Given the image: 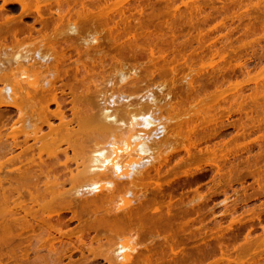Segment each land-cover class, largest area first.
Segmentation results:
<instances>
[{
  "label": "bare ground",
  "instance_id": "1",
  "mask_svg": "<svg viewBox=\"0 0 264 264\" xmlns=\"http://www.w3.org/2000/svg\"><path fill=\"white\" fill-rule=\"evenodd\" d=\"M1 2H0V120H1V124L0 125H2L0 128L2 129V127H3V130H5L4 129V127L6 128V126L8 125L7 124V122L8 121H5L4 123H2L3 121H2V119L4 120V117H5V111H8L9 109H15V113H14V111H13V113L16 115V121L14 122V121H12V122H14L13 123V125H11V128L10 129H7V131L8 132H6L8 135L10 134V132H11V135L10 136H12V137H10V136H8V137H10V138H12L11 140L12 141H7V139H5V138H7V135H6V133H5V131H3V130H0L1 132H0V264H62V263H65L63 260H64V258L65 257H67V258H69L68 260H70V259H72L73 260V258H72V256H73V252L74 251H79L80 252V254H81V252H83L84 250H87V252H89L91 255H93L92 257L94 258H96V256L98 257H102L103 259H104V261L106 262V263H108V264H141V263H143V264H149V263H152L151 262V260H152V258L151 257H149L148 258V256L147 257H145L146 255H148V253H150V252H147L148 251V249H149V247L147 248V246L148 245H151V243L154 241V239H152L153 238V236H152V238L150 237L148 240H151V241H145V242H147V244H145L144 243V238H142V231L141 230H143V228H142V222L140 221V222H133L132 221V219H133V217L134 216H137L139 213H140V211H141V209L142 208H144L142 205L144 204L143 203V201L148 197V192L150 191V190H152V191H155V190H159V189H161V187H162V184H161V182H160V180L162 179V177H161V170H162V166H164L163 164L166 162V158H167V156L165 155V154H168V152L170 153V150L172 149L173 150V147L175 148V146H176V144H178V142L179 141H181V140H179L178 141V139H180L181 138V136H182V141L180 142V144H178V146H180V147H182V148H184V150L186 151V153L187 154H189V157H191V158H189V159H191V160H194V159H196L197 158V155L199 154V156H201L200 154H204L205 152L206 153H210V154H213L212 156L210 155V154H208L211 158H209V156H205V157H207L208 159H206L205 157V159L204 160H209V159H212L213 161H211V160H209V161H211L214 165L212 166V167H214L215 168V171L213 170V169H211V170H213L214 172H215V174L212 176V180L211 181H214L215 179V176L216 177H219L220 176V182L219 183H221V181L222 182H225L224 184L225 185H229L231 182H235V180H237L238 181V177H240L238 174L236 175V176H234L235 174V171H238V170H236L237 168H239V165L241 164V162H239L238 160L239 159H236V156H235V154L236 153H233V150H232V152L230 151H226L227 149H229V147H224V146H226L227 145V143H229V139H228V141L227 140H225V138H223L222 139V141L221 142H211V140L213 139V137L212 138H210L212 135H216V133L219 131V129L217 128V127H214V126H216V125H218V123L216 122L217 121V116L219 115V114H217V113H220V111H218V108H220V107H222V108H224L223 106H222V104L220 105V104H218L219 105V107L218 108H216L217 109V111H216V109L214 108V106H216L215 104L217 103V101H215L214 103H213V108H209L208 109V106H209V104H205V102H202V101H206V100H208V99H205V97H203L202 96V98L200 97V98H198V97H196V98H198V99H200V100H202L201 102L202 103H204V105L202 104V106H204L205 108H203L204 110H202V109H200L202 106H198V105H196L197 103H195V102H197V101H199L198 99L195 101V102H193L194 101V99L192 98L194 95H192L191 96V98L193 99H191L192 100V102H193V107H192V105H190L193 109H194V104L197 106V109L199 108L200 110H197V109H195V110H197V111H194V113H193V116L195 115V117L196 116H198L197 115V113L200 111V113L202 114H199V116H201V118L200 117H196V119H198V120H204V121H206V126L205 127H200L199 125H197V124H194V125H190V123H188V124H186V127H188V131H187V133H182V134H180V130H181V128L183 127L182 125L183 124H181L180 122H177V120L178 119H180V118H178V119H176L175 118V120H174V118L172 117V116H169L170 115V111H169V109H171V107H172V105L174 106V105H176L177 106V104L176 103H174V104H171L170 106H167V107H165L166 109V111L168 110L169 111V113H168V111H167V113H165V114H163L162 115V113H161V105L159 104V103H161L162 104V100L160 101L159 99H157L156 98V96H155V94H154V92H152V91H154V90H152V91H150V87H154V86H157L156 84H159V88H161V91L164 89L163 87H165V83L164 82H168L166 79H165V75H164V77H162L163 78V81H162V79L159 77V79L157 80V81H162V82H160V83H162V84H160V83H158V82H154L155 84H151V85H148L147 86V88L149 89V90H147V88H144V89H146V91L145 90H143V87H142V83L144 82L145 83V80L143 81V80H138V78H137V76H138V73H136V70H138V66H137V68H135V67H132V69L133 70H131L130 72H133V73H131V74H128V72L127 73H125V71L126 70H128V69H124L123 70V68H121L120 66V68L123 70H120V68H119V70H120V74H119V71H116V72H118V74L120 75V78H118L119 80H120V82H119V85H116V84H114V85H116V87L118 86V87H121V86H126V85H129V87L131 86V85H133V81H135V82H139L141 85H140V88L142 89V91H145L144 93L141 91V92H137V94H135L136 92H125L124 90H123V87H121L120 89H121V91L120 90H118V91H120V94L118 95V97L116 98V100H112L113 98H114V94H111L110 96H107V95H105L104 94V97H103V95L101 94V92L103 91L102 90V86H104V83L103 84H100V79L98 80V82H97V79L98 78H95L94 80H96L95 82H97V83H95L94 81H93V84L95 83V84H97V87H95L96 85H93V87L94 88H96V89H94V88H91V84L90 83H88L87 84V82H89V81H92L93 80V78L90 76V78L89 79H91V80H88V77H87V79L85 80L86 82H84L83 80L84 79H82V76H83V78H84V76L86 77V75H92V74H94V73H96V72H100V71H98L96 68H88V66H87V68L85 67L86 66V64L87 63H85V65L83 66L82 64H81V62H83V60L81 61L80 59L78 60L79 61V63H80V68H81V66H83V68H84V70H83V68H81V69H79V71H77L78 73L80 72V70L82 71V74H81V72H80V74L82 75H78V77L80 76L81 77V81H80V83H83L84 82V85H87L86 86V88L87 87H89L88 85L90 84V89L92 90L93 89V92L94 91H96V90H98L99 88H101V92L99 93V94H101V97H103V98H98L97 100H99V102H100V104H98V107H97V109L95 108V109H93V110H88V108H90L91 109V106H89V105H87V106H89L88 108H87V106L83 103V106L85 105V108L87 109V111H89V112H87V113H85V115L84 116H82L81 118L78 116V111L80 110V109H84V110H86L82 105V107L79 105V104H81V103H77L78 105H74V106H80L78 109H75V107H73L74 108V110H76L75 111V114H76V116H78V118L76 119V120H74L73 118H70V117H67L66 116V114L64 113V110H65V108H64V110L61 108V103H58L57 102V100L58 99H56V97H59L57 94H56V91H58V90H56V91H54V96H53V94H51L52 95V101L51 102H55L56 104H55V106L57 107V110H56V108L54 109V111H53V109H52V111L50 110V112L52 113V115H56L60 120V122H57L58 124L57 125H55L53 122H50V120L47 122V123H49L50 122V124H48L47 125V123H44V122H42L41 124H45V125H47L48 126V130H49V132H47L46 134H42V135H40V136H35L34 137V142L33 143H29V137L31 136V132L33 133L32 135H35L37 132H36V130L37 129H39L41 126L38 124L39 122H40V120H39V122H38V120L37 121H30V114L32 113V115H33V113L35 112V114L37 113L39 116L40 115H42L43 116V114H44V116H45V113L43 112V114H39V113H42V111L44 110V109H42V110H39L40 108L39 107H37V103H39L38 104V106H40V103H41V101L39 102V99L38 98H36V100L37 101H34L33 102V98H35V97H30V96H33L34 95V93L36 92V90H40L41 91V89H45V88H48V90H53L52 88H55V83L53 84L52 82H54V77L52 76V75H54L55 76V74H58V72H60L59 71V67H58V69L55 67V64H57V61L58 62H61L60 61V59L59 60H57L58 59V57H65V59H68V60H71V58H72V55H71V53L69 54V51H67L68 52V54L69 55H71V56H69L68 54L66 55L65 54V52L64 51H61L60 52V54H62V55H58V56H56L57 55V53H59V52H57L56 50H55V48H57L56 46L57 45H60L59 44V42H57L58 44L57 45H49L50 43H48V41L50 42V41H53V39H56L57 38V36L58 37H61L59 34H61L62 36H63V33H65V36H66V34L68 35L69 33H77L78 32V26H77V21L79 20V18L80 19H82V18H84V20H86V19H101V20H103L104 21V23L107 25L108 24V26L106 27V26H104V27H102V25H101V28H105L106 30L109 28L110 29V27H111V31H116V32H120V34L118 33V35H116L115 33H114V37L112 36V32H111V35L110 36H112V39L114 38V40H116L115 42H114V44H119V42L118 41H121V39H119L120 38V35L122 36V34L124 35V38L123 37H121V38H123L124 40L122 41V43H120L121 45H124V43L125 42H127V40L129 39V43H127L128 44V46H130L131 44H133V43H137L138 41V39L139 38H141V37H139L138 36V34H140L141 33V35L144 37V38H146L147 39V36L149 35V34H147L148 33V31H147V33H146V30H150L151 28H148L147 27V25H149V24H147L146 22V29L145 28H143V31H144V29H145V32H141V30H142V27H138L137 25H139L140 26V23L143 25V22H140V19H141V17H143V14H145L144 13V11H143V7L142 8H140V3L143 1H141L140 2V0H0ZM139 1V2H138ZM150 1V0H149ZM153 1H155V0H153ZM153 1H151V4H152V2ZM157 1V0H156ZM155 1V2H156ZM161 1V0H160ZM168 1H172V0H167V2ZM176 1V0H175ZM179 1V0H178ZM183 1V0H182ZM181 1V2H182ZM196 0H192V3H190L191 5L195 2ZM200 1V0H199ZM199 1H196V3H194L193 5H194V8H195V5L196 4H198L197 2H199ZM202 1H204V0H202ZM210 1H212V0H210ZM232 1H234V0H232ZM240 1H242V0H240ZM165 2H166V0H165ZM172 2H174V1H172ZM171 2V3H172ZM184 2V1H183ZM182 2V3H183ZM226 2V1H225ZM227 2H229V1H227ZM231 2V1H230ZM260 2V1H259ZM139 3V4H138ZM149 2H147V5H149L148 4ZM170 3V2H169ZM168 3V4H169ZM241 3V2H240ZM264 3V2H263ZM262 3V4H263ZM142 4V3H141ZM166 4V3H165ZM187 4V2L185 1L184 2V5H186ZM189 4V3H188ZM186 5V7H189V5ZM211 4V3H210ZM222 4H223V2H222ZM231 4V3H230ZM236 4H238V3H236ZM243 4V3H242ZM245 4V3H244ZM253 4V3H252ZM257 4H258V2H257ZM153 5V4H152ZM152 5H150L151 6V8H152ZM173 5H174V3H173ZM173 5H171V6H173ZM202 5V4H201ZM224 5H225V3H224ZM264 5V4H263ZM154 6V5H153ZM167 6V5H166ZM199 6V5H198ZM212 6V5H211ZM222 6V5H221ZM245 6H246V4H245ZM251 6V5H250ZM262 6V5H261ZM145 7V6H144ZM157 7H159V6H157ZM169 7H170V5H169ZM191 8H190V10L192 9V7L193 6H190ZM224 7V6H223ZM237 7H238V5H237ZM252 7H255V5L253 6L252 5ZM251 7V8H252ZM149 8V7H148ZM162 8V7H161ZM161 8H158V9H160L159 11H161L162 9ZM168 8V7H167ZM198 8H200V6L199 7H197V9ZM205 8V7H204ZM227 8V7H226ZM247 8V7H246ZM147 9V8H146ZM180 9V8H179ZM200 9H202V8H200ZM211 9V8H210ZM213 9V8H212ZM215 9V8H214ZM263 8H261V10H262ZM153 10V9H152ZM145 11V12H147L148 13V15H150L149 13H151V15H152V13H153V11H155V10H153V11ZM164 10V9H163ZM167 10V9H166ZM175 10V9H174ZM181 10V9H180ZM180 10H178L177 9V11H180ZM186 11H187V9H185ZM189 10V11H190ZM195 11H196V9H194ZM199 10V9H198ZM197 10V11H198ZM260 10V9H259ZM158 11V10H157ZM158 11V12H159ZM176 11V10H175ZM174 11V14L176 15V12ZM184 11V10H183ZM218 11V10H217ZM263 11V10H262ZM156 12V11H155ZM162 12V11H161ZM161 12H159L160 14H162ZM166 12H168V11H166ZM188 12V11H187ZM190 12H192V11H190ZM199 12V11H198ZM209 12V11H208ZM146 13V14H147ZM164 13V12H163ZM169 13V12H168ZM181 13V14H180ZM180 13H177V15L179 14V20L180 21H182L183 20V18H186V16H188V15H190V17L192 18V16H191V14H193V15H195V13H189V14H187V13H185V14H187L185 17L182 15V13L184 14V12H181L180 11ZM197 13V12H196ZM207 13V12H206ZM231 13V12H230ZM237 13V12H236ZM250 13V12H249ZM262 13V12H261ZM264 13V12H263ZM154 14H157V12L156 13H153V15ZM173 14V15H174ZM199 14V13H198ZM203 14V13H202ZM211 14V13H210ZM217 14V13H216ZM221 14V13H220ZM238 14V13H237ZM248 14V13H247ZM54 15H57L56 17H54ZM70 15H76V17L78 18V20H77V18H75L76 20H73L74 18H73V16H70ZM150 15V16H151ZM172 15V14H171ZM172 15V17H174L173 18V20L175 21V19H176V17L175 16H173ZM176 15V16H177ZM180 15H181V17H183V18H181L180 17ZM218 15V14H217ZM216 15V16H217ZM225 15V14H224ZM231 15V14H230ZM66 16H68L67 17V19H68V21H70L71 20V23H73L74 21H75V23H73L72 24V26H71V24L70 23H68V22H65V24H70V26L68 25H63L64 26V29H63V26L62 25H60V26H62L61 28H59V29H57L58 27L57 26H59V23H60V21H62V20H64L65 19V17ZM72 17V19L70 18V17ZM155 16V15H154ZM159 16H161V15H159ZM157 17V19L158 18H161V17ZM196 16V15H195ZM204 16V15H203ZM208 16H210V15H208ZM226 16V15H225ZM235 16V15H234ZM242 16V15H241ZM246 16V15H245ZM156 17V16H155ZM190 17H189V19H190ZM197 17V16H196ZM215 17V16H214ZM233 17V16H232ZM231 17V18H232ZM27 18H32L33 19V21H31L30 23L28 22V21H26V19ZM144 18V17H143ZM142 18V19H143ZM151 18H152V16H151ZM203 18V17H202ZM207 18V17H206ZM205 18V19H206ZM208 18H211V17H208ZM237 18V17H236ZM240 18V17H239ZM152 19H154V18H152ZM156 19V18H155ZM189 19L187 18L186 19V22L187 21H189ZM197 19V18H196ZM249 19V18H248ZM93 20L92 21H90L91 23H93ZM145 20V19H144ZM177 20V19H176ZM179 20H177V23L179 22ZM185 20V19H184ZM195 19H191L190 21H191V23L189 22V25L190 24H192L193 22L192 21H194ZM198 20V19H197ZM209 20V19H208ZM242 20H243V18H242ZM257 21H259L258 19H256ZM67 21V20H66ZM81 21V20H80ZM107 21H110L111 22V24L110 23H107ZM170 21H172L171 19H170ZM170 21H167L169 24V26H170ZM199 21V20H198ZM197 21V22H198ZM63 23H64V21H62ZM61 22V23H62ZM96 22V21H95ZM100 22V21H99ZM137 22V23H136ZM148 22V21H147ZM151 22V21H150ZM167 22H166V25H167ZM173 22V21H172ZM171 22V23H172ZM204 22V21H203ZM202 22V23H203ZM241 22V21H240ZM36 23H38V24H40L41 25V28H39L38 27V25H37V27L39 28H36L35 27V24ZM60 23V24H61ZM90 23V28H91V26L94 24H91ZM98 23V22H97ZM113 23V24H112ZM134 23V24H133ZM144 23V24H145ZM149 23V22H148ZM155 23H156V21H155ZM160 22H158V24H159ZM175 23V22H174ZM182 22H180V24H181ZM183 23H184V21H183ZM223 23V22H222ZM76 24V25H75ZM82 24H84V22H82ZM96 24V23H95ZM95 24H94V26H95ZM101 24V23H100ZM99 24V25H100ZM173 24V23H172ZM180 24H178V25H180ZM197 24V23H196ZM196 24H195V26H196ZM248 24V23H247ZM250 24V23H249ZM261 24H262V20H261ZM53 25V26H52ZM81 24H79V26H80ZM110 25H113L114 26V28H112V26H110ZM153 25H155V24H153ZM175 24H173V26H174ZM183 25V24H182ZM184 25H185V23H184ZM187 25V24H186ZM188 25V26H189ZM194 24H192V25H190V26H193ZM199 24H197V26H198ZM208 25V24H207ZM251 25H252V23H251ZM51 26V27H50ZM176 26H177V24H176ZM189 26V27H190ZM244 26V25H243ZM248 26V25H247ZM255 26V25H254ZM261 26V25H260ZM263 26H264V24H263ZM88 27V26H87ZM156 27H157V25H156ZM156 27H154L153 29H156ZM160 27V26H159ZM168 27V26H167ZM172 27V25L170 26V28ZM181 27V26H180ZM199 27V26H198ZM244 27H246V25L244 26ZM51 28H53L52 30H51ZM65 28H68L67 30H65ZM71 28V29H70ZM89 28V29H90ZM92 28H94V30L95 31H93V33H91V30H87V32H85V33H87V34H89V32L88 31H90V34L89 35H92V37H89V36H87V35H84V36H87V37H89V39H86L87 37H85V40H83V39H79L78 41H80V40H82V44H84L83 46H82V48L83 47H86V48H84V49H81L80 47H81V45L80 44H77L76 42H72V43H76L77 45H80V47L79 46H75L74 44H71V43H69V42H66V41H68V40H66L65 41V39H64V42L66 43H64L63 41H61V42H63L65 45H68V44H71V47H72V50L73 51H75L74 52V54H76V56H78V58H80L83 54H85V56L87 57V55L91 52L90 50L91 49H97L100 45H101V40H103L102 39V37H101V39L98 37L99 35H97L98 34V32H99V29H98V31H97V33H95L96 32V27H93L92 26ZM139 28H141V30L139 29ZM158 28V27H157ZM163 28V27H162ZM175 28V27H174ZM174 28H172V29H170V30H173ZM193 28H194V26H193ZM203 28V27H202ZM233 28V27H232ZM238 28V27H237ZM247 28V27H246ZM246 28H244V29H246ZM253 28H256V27H253ZM57 29V31L56 32H54L55 30ZM104 29V30H105ZM108 29V32L110 31ZM114 29H116V30H114ZM160 29H161V27H160ZM189 29V28H188ZM192 29V28H191ZM197 29V27H195V30ZM200 29H201V26H200ZM205 29V28H204ZM241 29V28H240ZM244 29H242V32L244 31ZM252 29V28H251ZM261 29V28H260ZM61 30H63V31H61ZM64 30L65 31H67V32H64ZM82 30V29H81ZM120 30V31H119ZM140 30V31H139ZM176 30V29H175ZM190 30V29H189ZM193 30V29H192ZM198 31H199V29H197ZM203 29H201V31H202ZM213 30V29H212ZM230 30V29H229ZM236 30V29H235ZM250 30V29H249ZM249 30H247V31H249ZM263 30V29H262ZM262 30H259V31H262ZM48 31H53V34H50L51 32H49V33H47ZM58 31H60V32H58ZM69 31V32H68ZM140 33H139V32ZM151 31H152V29H151ZM151 31H149V33H151V36L150 37H152V36H154L153 35V33L155 34H158L156 31L157 30H155L154 32H151ZM159 31H161V30H159ZM198 31H197V33H198ZM217 31V30H216ZM257 31H258V29H257ZM59 34H58V33ZM63 32V33H62ZM103 30H100V33H101V35H103ZM104 32H106V31H104ZM164 32H166V31H164ZM168 32V31H167ZM172 32V31H171ZM189 32V31H188ZM191 32V31H190ZM203 32V31H202ZM240 32V31H239ZM251 32H255V31H251ZM34 33L36 34V35H38V37L37 38H34V39H32L33 40V43H32V41H28V42H24V38H25V40L26 39H29V38H33V37H36V35H34ZM56 33V34H55ZM144 33H146L147 34V36H146V34H145V36L143 35ZM174 33H176V31H174ZM185 33V32H184ZM230 32H228V34H229ZM238 33V32H237ZM261 33V32H260ZM22 34H23V36H22ZM50 34V35H49ZM79 34V33H78ZM77 34V35H78ZM82 33H80V35H81ZM95 34L97 35V36H95ZM108 34H110V32L108 33ZM155 34V36H154V38H157V39H159V38H162V35H165V34H168V33H165V34H162V35H159V37L157 36ZM159 34H161V33H159ZM169 34H171V33H169ZM181 34V33H180ZM200 34L202 35L203 33H201L200 32ZM206 32L203 34V36H205L206 37ZM208 34V33H207ZM246 34V33H245ZM248 34V33H247ZM246 34V35H247ZM21 35V36H20ZM54 35H56V37L54 36ZM79 35V36H80ZM83 35V34H82ZM115 35L116 36H119V37H117V39H116V37H115ZM179 35V34H178ZM201 35H199V36H201ZM214 35V34H213ZM216 35V34H215ZM227 35V34H226ZM249 35V34H248ZM262 35H264V34H262ZM73 36V35H72ZM128 37L127 39H126V37ZM137 36L139 37L138 39H137ZM170 36V35H169ZM172 36V35H171ZM190 36V35H189ZM217 36V35H216ZM223 36V35H222ZM251 36V35H250ZM250 36H249V38H250ZM256 36V35H255ZM39 37H41V38H39ZM174 37H175V35H174ZM173 37V38H174ZM177 37V36H176ZM182 37V36H181ZM183 37H185V36H183ZM195 37V36H194ZM193 37V38H194ZM214 37V36H213ZM218 37V36H217ZM221 37V36H220ZM263 37V36H262ZM64 38H66V37H64ZM81 38H83V37H81ZM108 37H106V40H108L107 39ZM144 38H143V40H144ZM153 37L152 38H150V40H149V38L147 39L149 42L151 41V40H153V41H155V42H153V43H155V44H150V43H152V42H148L147 40H140V41H142V42H148V43H146L145 42V44H144V46L146 45V44H148V46H145V50H147V51H149L148 50V48L151 46L152 48H153V46H157V39L155 40ZM179 38V37H178ZM196 38V37H195ZM209 38V37H208ZM222 38V37H221ZM226 38V37H225ZM255 38V37H254ZM258 38H260V36L258 37ZM257 38V39H258ZM38 39H40V40H38ZM104 39H105V37H104ZM110 37H109V41H110ZM119 39V40H118ZM165 38H163V40H164ZM176 39V38H175ZM187 39H189V38H187L186 37V41L189 43L191 40H192V38L190 37V39L191 40H187ZM197 39V38H196ZM195 39V40H196ZM198 39H200L201 41H202V39L201 38H198ZM210 39V38H209ZM47 40V41H46ZM59 40H61V39H59L58 38V41ZM70 40H73V41H75V39L73 38H71ZM113 40V41H114ZM200 40H198V42L200 41ZM217 40V39H216ZM221 40V39H220ZM224 40H226V41H228L227 40V38L226 39H224ZM34 41H36V42H34ZM86 42V43H83V42ZM112 41V40H111ZM113 41L111 42V44L113 43ZM169 41V40H168ZM218 41V40H217ZM222 41V40H221ZM229 41H230V39H229ZM244 41V40H243ZM249 41H251L252 42V40H249ZM248 41V42H249ZM257 42H258V40H256ZM53 42H56V40L55 41H53ZM60 42V43H61ZM117 42V43H116ZM124 42V43H123ZM130 42H133V43H130ZM142 42H138V44L136 45V49H135V51H137L138 52V50L137 49H141V48H143L144 46L143 45H141L140 46V43H142ZM167 42V41H166ZM175 42V41H174ZM180 42V41H179ZM178 42V43H179ZM184 42V41H183ZM182 42V43H183ZM187 42H185L186 44H188ZM231 42V41H230ZM27 43H30V44H27ZM52 43V42H51ZM80 43V42H79ZM160 43V42H159ZM162 43H163V41H162ZM181 43V42H180ZM191 43V42H190ZM189 43V44H190ZM215 43V42H214ZM221 43V42H220ZM224 43V42H223ZM250 43V42H249ZM249 43H246V44H249ZM253 43V42H252ZM259 43V42H258ZM56 44V43H55ZM135 44H133V45H135ZM172 44V43H171ZM204 43H203V41L202 42H200V44L199 45H201L200 47H202V45H203ZM211 44H213V43H211ZM210 44V45H211ZM168 45V44H167ZM185 45V44H184ZM192 45V44H191ZM206 45V44H205ZM209 45V46H210ZM214 45V44H213ZM61 47H59V48H62L64 45H60ZM125 46H126V44H125ZM138 46H139V48H138ZM158 46H159V44H158ZM169 46H172V45H169ZM174 46V45H173ZM182 44H181V48L179 49V50H181V51H179L178 53H180V52H182V54L183 53H185V51H184V48H182ZM185 46H187V45H185ZM209 46H206V47H209ZM215 46H216V44H215ZM224 46H225V44H224ZM71 47L69 48V49H71ZM101 47H102V45H101ZM132 47V46H131ZM151 47L149 48L150 49V53L151 52H154L153 53V56H154V54H155V51H157V49L158 50H160L161 51V49H159L158 47L157 48H153L155 51H153V49H151ZM175 47V46H174ZM177 47V46H176ZM211 47V46H210ZM209 47V48H210ZM218 46H216V48H217ZM222 47H223V45H222ZM250 47V46H249ZM65 48V47H64ZM120 48H124V46L122 47V46H120ZM133 48V47H132ZM132 48H130V49H132ZM134 48H135V46H134ZM173 48V47H172ZM179 48V47H178ZM187 48V47H186ZM193 48V47H192ZM194 48L196 49H200L198 46L197 47H195L194 46ZM202 48H204V47H202ZM201 48V50H199V51H201L202 52V49ZM209 48H206L207 50H208V52L209 51H213L214 53H217L218 54V56L220 57V58H222L223 57V54L224 53H222V50L221 51H219L221 48L219 47L217 50H218V52H217V50H209ZM213 47H211V49H212ZM216 48H214V49H216ZM232 48V47H231ZM63 49V48H62ZM61 49V50H62ZM68 49V50H69ZM99 49V48H98ZM97 49V50H98ZM125 49V48H124ZM170 49V48H169ZM183 49V50H182ZM188 49H190V48H188ZM187 49V50H188ZM222 49H224V50H226L225 49V47L224 48H222ZM256 49V48H255ZM66 50V49H65ZM119 50V49H118ZM127 50V49H126ZM143 50H144V48H143ZM173 50V49H172ZM223 50V51H224ZM234 50V49H233ZM233 50H232V52H233ZM98 51H100V50H98ZM101 51H104V50H101ZM124 51V50H123ZM133 52H134V50H132ZM158 52V53H164L163 51L162 52ZM164 51H165V49H164ZM175 51V50H174ZM195 51V50H194ZM205 51V50H204ZM95 51H93V53H94ZM121 52V51H120ZM145 52V51H144ZM143 52V53H144ZM166 52V51H165ZM188 52H189V50H188ZM207 52V53H208ZM221 52V53H220ZM99 53V52H98ZM97 53V54H98ZM105 54H106V52H104ZM103 53V54H104ZM122 53V52H121ZM135 53V52H134ZM134 53H133V55H134ZM140 53H142L141 51H140ZM174 53H177V52H174ZM175 54V55H177V56H180V58H181V56H183V55H179V54ZM193 53V52H192ZM197 53V52H196ZM202 53H204V52H202ZM206 53V52H205ZM204 53V54H205ZM209 53H211V52H209ZM208 53V54H209ZM236 53V52H235ZM105 54L103 55L104 57H106L105 56ZM129 55L130 54H132L131 53V51L128 53ZM186 54V53H185ZM202 55V57H201V55H198L199 56V58H202L203 59V56H207L208 54H206V55ZM234 54V53H233ZM65 55V56H64ZM141 55V54H140ZM143 55V54H142ZM148 55V54H147ZM156 55H157V53H156ZM160 55H162V54H160ZM166 56H167V54H165ZM173 55V54H172ZM192 54H190V56H191ZM248 55V54H247ZM85 56H83V57H85ZM93 56V55H92ZM100 56H102L101 54H100ZM102 56V57H103ZM158 56V55H157ZM168 56H170V55H168ZM167 56V57H168ZM174 56V55H173ZM186 56V55H185ZM185 56H183L184 58H185ZM212 56H214V55H212ZM262 56V55H261ZM60 57V58H61ZM84 58V60L86 59L88 62L90 61V64H91V66H93L94 64H92L93 63V60L92 59H94L93 57H92V59H90V60H88V58ZM97 57V55L95 56V58ZM101 57V59L99 58V56H98V58H99V60H98V58H97V60H98V62H95V63H97V64H102V62H100V61H102L103 59L105 60V58H102ZM115 57H116V55H115ZM115 57H113V60H116L115 59ZM124 57V56H123ZM134 57H136V56H134ZM148 57V56H147ZM176 57V56H175ZM195 57V56H194ZM218 57V58H219ZM249 57V56H248ZM74 58V57H73ZM77 57L76 58H74V59H78ZM117 58V57H116ZM122 58V57H121ZM149 58L150 59H152L151 58V54L149 55ZM154 58V57H153ZM159 58H162V57H157V58H154L153 59V61H155V59L156 60H159ZM165 58V57H164ZM164 58H162L163 59V62L165 63V62H168L167 61V59L165 58V60H164ZM179 57H178V59L181 61V59H180ZM183 58V59H184ZM209 58V59H208ZM218 58H216V59H218ZM219 58V59H220ZM261 58V57H260ZM57 61H56V60ZM74 59H72V61H74ZM82 59V58H81ZM112 59V58H111ZM118 59V58H117ZM177 59V60H178ZM196 61H198V57H196ZM202 59H199V62H201L202 61ZM218 59V60H219ZM53 60H55L56 62H55V64H54V70L51 68L53 65H52V62H54ZM62 60V59H61ZM63 60H64V58H63ZM86 60H85V62H86ZM96 60V59H95ZM103 60V61H104ZM119 60V59H118ZM148 61H149V59H147ZM179 60H178V63H176V62H174L173 61V63H176V64H180V62H179ZM185 61H184V64L183 65H186V64H188L189 66H188V73H189V69H190V71H191V69H194L196 72H197V75H199L198 74V72H199V69H200V64H199V66H198V68L196 67V65L195 66H193V64L191 63L193 60H191V62H188V61H186V59H184ZM204 60V62H205V60H209L210 62L213 60H211V57H207V59L206 58H204L203 59ZM261 60V59H260ZM76 61V67H77V69H78V66H77V64H79V63H77L78 61L77 60H75ZM74 61V62H75ZM111 61V60H110ZM117 61V60H116ZM120 61V62H119ZM118 62H119V65H121L120 63H122L121 61V59L119 60ZM160 61V60H159ZM159 61H156L157 63L159 62ZM162 61V60H161ZM196 61H194V62H196ZM206 61V62H207ZM236 61L239 63V62H241V60H240V58H237L236 59ZM70 61H68V63H69ZM117 62V63H118ZM123 62L125 63V61L123 60ZM155 62V63H156ZM162 62V63H163ZM185 62H187L186 64H185ZM203 62V61H202ZM203 62V66H202V68L204 67V66H206L208 69L211 67V66H209V65H211L210 64V62L209 63H207V65H206V62L204 63ZM213 62V63H212ZM211 63H212V69H213V71H215L217 68H219L220 67V63L218 64L217 62H216V60H213ZM64 63H65V61H64ZM67 63V62H66ZM67 63V64H68ZM112 63V62H111ZM123 63V64H124ZM128 63H129V61H128ZM127 63V64H128ZM154 62H152V64H153ZM153 64V66H155L154 68H157L159 65H160V63H158V65L157 64ZM163 63V64H164ZM169 63H171V62H169ZM192 65H191V64ZM197 63V62H196ZM195 63V64H196ZM215 63L216 64H218V65H215ZM89 64V65H90ZM105 63L103 62V64H102V66L101 67H104L103 65H104ZM108 65L110 64V62L109 63H107ZM130 64V63H129ZM139 63H137V65H138ZM215 65V67H214V65ZM241 64V63H240ZM244 64H247V63H244ZM244 64H243V66H244ZM72 65H74V64H72ZM107 65V66H108ZM112 65L113 66H115L113 63H112ZM111 65V66H112ZM136 65V64H135ZM134 65V66H135ZM141 64H139V68L141 67L140 66ZM148 65V64H147ZM166 66V68H168V64L166 63L165 64ZM172 65V64H171ZM170 65V66H171ZM191 65V66H190ZM69 66V65H68ZM91 66H89V67H91ZM97 66V65H96ZM117 66V65H116ZM128 67V65H122V67ZM131 66H133V64L131 65ZM157 66V67H156ZM163 66V65H162ZM175 66H177V65H175ZM187 66V65H186ZM193 66V67H192ZM209 66V67H208ZM229 66V65H228ZM246 66H248V65H246ZM10 68V69H8L9 71H6V69L7 68ZM71 68L70 69H72V67L73 66H70ZM76 67H74L75 68V70H77L76 69ZM97 67H99V66H97ZM143 67V66H142ZM164 67V68H165ZM173 67H174V65H173ZM173 67H170V74L172 73V72H174V74L176 73V70H172L173 69ZM184 66H182V68H183ZM192 67V68H191ZM217 67V68H216ZM245 67V66H244ZM5 68V69H4ZM50 68L53 70V71H51L50 70ZM68 68V67H67ZM100 68V67H99ZM115 68V67H114ZM118 68V67H117ZM148 68V67H147ZM151 68V67H150ZM151 69V72L152 71H154L155 69ZM178 68V67H177ZM177 68H175L174 67V69H177ZM197 70H196V69ZM202 68L200 69L201 70V72L203 71V70H205V67H204V69L202 70ZM233 68V67H232ZM231 68V69H232ZM240 68V67H239ZM263 68V67H262ZM43 69H49L47 72L49 73V76H50V74H52L51 76H50V78H49V76L48 77H45V75L47 74L48 75V73L47 72H42L43 73V76L45 77V79L42 81V83H41V81H40V83H41V85L39 86V85H37V84H40L39 82L35 85V83L37 82V78H39V76H40V78L39 79H42L43 78V76L41 75L42 73H39V72H41ZM55 69H57L58 70V72L57 71H55ZM63 69L64 68H62V70L61 71H63ZM87 71H86V70ZM90 69H92V70H96V72H94V71H92V72H94V73H92V74H90ZM100 69H105V68H100ZM111 69H113V67L111 68ZM131 69V68H130ZM136 69V70H135ZM142 69H144V68H142ZM169 69V68H168ZM168 69H166V70H168ZM179 69V68H178ZM177 69V70H178ZM211 69V70H212ZM236 69V68H235ZM247 69V68H246ZM89 70V71H88ZM118 70V69H117ZM135 70V71H134ZM148 70H150V69H148ZM148 70H144V71H146V72H149ZM184 70V69H183ZM182 70V71H183ZM219 70V69H218ZM262 70V69H261ZM6 71V72H5ZM13 71V72H12ZM66 72L68 71L67 69L65 70ZM85 71V72H84ZM103 71V70H102ZM101 71V72H102ZM113 70H111V72H112ZM161 71V70H160ZM195 71H191V72H195ZM233 71V70H232ZM242 71V70H241ZM76 72V71H75ZM73 73L74 74V76H72V78L73 77H75L77 74V72L76 73ZM89 72V74H87ZM100 72V73H101ZM110 72V73H111ZM115 72V73H116ZM154 72H158V68H157V71H154ZM154 72H152V73H154ZM166 72V71H165ZM222 72V71H221ZM243 72V71H242ZM244 72H247V71H245L244 70ZM250 72V71H249ZM248 72V73H249ZM32 73V74H31ZM34 73H37V74H34ZM70 73V72H69ZM84 73V74H83ZM98 73H97V75L95 76L94 75V77H98V76H100V74L98 75ZM103 73V72H102ZM188 73H187V75H188ZM234 73V72H233ZM258 73V72H257ZM260 73V72H259ZM65 75L66 74H68V73H64ZM64 74H62V76L64 75ZM86 74V75H85ZM135 74H137V76L135 75ZM146 74H148V73H146ZM145 73L143 74L144 76L146 75ZM162 74V73H161ZM169 74V75H170ZM181 74V73H180ZM185 74V73H184ZM263 74V73H262ZM38 75V76H37ZM46 75V76H47ZM102 75V74H101ZM105 75L106 74H104V76H102V77H104V79L106 78L105 77ZM111 75V74H110ZM136 76V78L134 79V80H132L131 79V81L133 82V83H130V78L131 77H135ZM160 75V74H159ZM172 75V74H171ZM186 75V76H187ZM223 75V74H222ZM256 75V74H255ZM32 76H33V78H32ZM57 76V75H56ZM113 76H115V74L113 75ZM149 76H151V74L149 75ZM173 76V75H172ZM175 76V75H174ZM31 77V78H30ZM36 77V78H35ZM51 77H53V78H51ZM77 77V78H78ZM80 77H79V79H80ZM101 77V78H102ZM119 77V76H118ZM143 77V76H142ZM141 77V78H142ZM251 77V76H250ZM249 77V78H250ZM259 77V76H258ZM61 78V76L59 77V74H58V76H57V79H60ZM100 78V77H99ZM116 78V77H115ZM140 78V79H141ZM150 79H151V77H149ZM167 78V77H166ZM243 78V77H242ZM251 78H253V76L251 77ZM31 79V80H30ZM51 81V83H50V81ZM56 79V80H57ZM104 79L102 78V81H104ZM110 79L111 78H109V80L108 79H106V82H108L107 83V85L110 83ZM114 79V78H113ZM112 79V80H113ZM144 79V78H143ZM145 79H148V76H146V78ZM168 79V78H167ZM183 79V78H182ZM186 79V78H185ZM217 79V78H216ZM223 78H221V80H222ZM255 79V78H254ZM263 79H264V77H263ZM262 79V80H263ZM33 80V81H32ZM70 80V79H69ZM88 80V81H87ZM116 80V79H115ZM114 80V81H115ZM165 80V81H164ZM184 80V79H183ZM219 80V79H218ZM244 80V79H243ZM250 80V79H249ZM249 80H248V82H249ZM261 80V79H260ZM261 80V81H262ZM35 81V82H34ZM44 81H46L45 83H44ZM47 81H49V82H47ZM58 81V80H57ZM56 81V82H57ZM62 81V79L60 80V83H62L61 82ZM66 81H68V80H66ZM74 81H79V80H77L76 79V77H75V79H74ZM73 81V82H74ZM148 81V80H147ZM151 81V80H150ZM174 81V80H173ZM172 81V82H173ZM182 81V80H181ZM192 80L190 79V83L192 84V82H191ZM217 81V80H216ZM216 81H214L215 82V85H217V84H219L218 82H217V84H216ZM65 82V81H64ZM63 82V83H64ZM111 82H113V81H111ZM187 82H189V80L187 81ZM263 82H264V80H263ZM44 83V84H43ZM60 83H58V85H61ZM62 83V84H63ZM92 83V82H91ZM116 83V82H115ZM147 83V82H146ZM190 83H188L189 85H190ZM245 83V82H244ZM262 83V82H261ZM260 83V85H262L261 86V88L262 87H264L263 86V84H261ZM50 84H51V86L52 87H50ZM57 84V83H56ZM67 83H65V85H66ZM69 84H71V81L69 82ZM69 84L67 85V86H69ZM120 84H121V86H120ZM136 84V83H135ZM133 85V86H136V85ZM163 84H165V85H163ZM177 84V83H176ZM187 84V88H189L190 86ZM213 84V83H212ZM259 84V83H258ZM74 85V84H73ZM76 85V84H75ZM74 85V87H76ZM102 85V86H101ZM144 85H146V84H144ZM172 85H175V83H172V84H169V86H172ZM193 86H192V89H191V87H190V91H192L193 90V88L195 87V85L194 84H192ZM226 84L223 82V83H221L219 86H217V87H219L218 89H219V96L222 98V100L223 101H225V100H228L229 102H232V101H234V100H238V99H240V97H241V93H242V90H241V88H239L238 86H234V87H231V86H225ZM255 85V84H254ZM31 86H33L32 88H33V90L31 89ZM100 86V87H99ZM138 86V85H137ZM168 86V87H169ZM29 87H30V89H29ZM38 87L40 88V89H38ZM70 87V89L72 90V91H74L75 92V90L76 89H74V88H72V84L69 86ZM82 87V86H81ZM80 87V88H81ZM99 87V88H98ZM117 87V89H119ZM129 87H128V89H129ZM132 87V86H131ZM130 87V88H131ZM166 88L165 90L167 91V93L166 94H162V95H160V97L161 96H165L166 98H168L169 97V95H170V92H169V90L171 91V88L173 87H169V88ZM182 87V86H181ZM240 87H242V85L240 86ZM244 87H245V85H244ZM249 87V86H248ZM260 87V86H259ZM85 88V87H84ZM85 88V89H86ZM98 88V89H97ZM115 88V87H114ZM136 88V87H135ZM138 88V87H137ZM156 88H158V87H156ZM197 88V87H196ZM252 88V87H251ZM28 89H29V91H28ZM55 89H58V88H55ZM61 89V88H60ZM70 89H68V90H70ZM74 89V90H73ZM78 90H80L79 88H77ZM88 90H90L89 88H87ZM112 89V88H111ZM169 89V90H168ZM199 89V88H198ZM254 89V88H253ZM256 89H257V87H256ZM264 89V88H263ZM62 91H63V89H61ZM65 90V89H64ZM88 90H86L87 91V93L86 94H88ZM114 90V89H113ZM195 90V89H194ZM261 90V89H260ZM43 91V90H42ZM42 91L40 92L41 94H42ZM45 91V90H44ZM47 91V90H46ZM62 91H61V93H62ZM106 91V90H105ZM124 91V92H123ZM128 91V90H127ZM135 91V90H134ZM165 91V92H166ZM186 91V90H185ZM198 91V90H197ZM200 91V90H199ZM258 90H256V92H257ZM38 92V91H37ZM51 92V91H50ZM64 92V91H63ZM70 92V91H69ZM77 92V91H76ZM81 94L83 93V92H85V91H79ZM78 92V93H79ZM92 92V93H93ZM104 92V91H103ZM159 92V91H158ZM164 92V91H163ZM163 92H161V93H163ZM164 92V93H165ZM188 92V90L186 91V93ZM196 92V91H195ZM230 92V93H229ZM262 92H264L263 90H262ZM262 92H261V94H262ZM31 93V94H30ZM46 93H49V92H45V94ZM60 93V92H59ZM70 93H72V92H70ZM78 93H75V95L76 94H78ZM79 93V94H80ZM92 93H91V95H92ZM132 93V94H131ZM141 93V94H140ZM149 93H151V94H149ZM160 93V94H161ZM173 93V92H172ZM37 94V93H36ZM67 94H68V92H67ZM78 94V95H79ZM84 94V93H83ZM82 94V95H83ZM95 94H97V93H95ZM189 94V93H188ZM187 94V95H188ZM205 95L206 93H202V95ZM29 95V96H28ZM57 95V96H56ZM61 95V94H60ZM65 95H66V92H65ZM69 95V94H68ZM67 95V96H68ZM150 95V96H149ZM151 95L153 96V97H151ZM179 95V94H178ZM257 95H260V94H256V96ZM28 96V97H27ZM63 96V95H62ZM61 96V97H62ZM98 96V95H97ZM105 96L107 97V98H105ZM134 96V97H133ZM136 96V97H135ZM168 96V97H167ZM180 97H181V95H179ZM255 96V95H254ZM261 97L263 96V95H260ZM28 99H30V101H29V105H32L31 107L32 108H35V106H33V105H36V107L38 108V110H37V108H35V109H32V108H30V109H28V106L26 107V108H23V105H25V104H27V101L26 102H24V100H26L27 98ZM30 97V98H29ZM37 97V96H36ZM42 97V96H41ZM51 97V96H50ZM73 96L71 95V98H72ZM79 97V96H78ZM100 97V96H99ZM124 98V99H120V98ZM136 98L137 99V101L136 102H134V101H132L131 99L132 98ZM145 98L146 100L143 102H141V100H143L142 98ZM150 98L149 100L147 99V98ZM71 98H69V101H70V99ZM111 98V99H110ZM128 99V98H130L129 99V101H127V102H125V103H119V101H117L118 99L119 100H121V101H123V100H125V99ZM166 98H165V100H166ZM177 98V97H176ZM184 98V97H183ZM183 98H181V99H183ZM187 98V97H186ZM27 99V100H28ZM31 99H32V101H31ZM41 99V98H40ZM44 99V98H43ZM84 99V98H83ZM115 99V98H114ZM163 99V98H162ZM170 99V98H169ZM179 99V98H178ZM181 99H179L178 101H180L181 102ZM264 99V98H263ZM35 100V99H34ZM75 100V99H74ZM77 100V99H76ZM108 100H112L113 101V103H115V104H117V103H119V107H113V108H111L110 107V103L112 102H108L109 103V105H107L106 103H107V101ZM44 101L46 102V100L44 99ZM68 100L67 101H65V103H67V102H69ZM72 101V100H71ZM80 101H81V99H80ZM120 101V102H121ZM150 101V102H149ZM151 101H153V102H151ZM169 101H174V100H169ZM177 100L175 99V101L174 102H176ZM257 101H259V99H257ZM22 102H24V104L22 105ZM30 102H32V103H30ZM44 102V103H45ZM47 102H50L49 100L47 101ZM46 102V103H47ZM50 102V103H51ZM61 102V101H60ZM74 102V101H73ZM72 102V104H75V103H73ZM76 102V101H75ZM77 102H79V101H77ZM103 102V103H102ZM117 102V103H116ZM178 103L179 105L181 104V103ZM187 102V101H186ZM185 102V103H186ZM191 102V101H190ZM201 102H199V104L201 103ZM261 102V101H260ZM35 103V104H34ZM45 103V105L43 104V103H41V106L43 105V106H46V107H48L47 106V104H49V103H47L46 104ZM71 103V102H70ZM167 103H170V102H168V101H166L164 104H166L167 105ZM206 103H209V102H207L206 101ZM219 103V102H218ZM254 103H256V102H254ZM263 102H261V104H262ZM27 104V105H28ZM62 104H63V102H62ZM94 104H96L97 105V103H93V105ZM257 104V103H256ZM71 105V104H70ZM120 105H122V107H120ZM166 105H164V106H166ZM188 105V104H187ZM208 105V106H207ZM236 105H240L239 107L241 108L242 106H241V102H238L237 104H235V106ZM254 105V104H253ZM258 105V104H257ZM43 106H42V108H43ZM65 106V105H64ZM73 105H71V107H72ZM181 106H182V104H181ZM189 106V107H190ZM196 106H195V108H196ZM207 106V107H206ZM231 106H232V104H231ZM46 107H45V109H46ZM70 107V106H69ZM170 107V108H169ZM229 107H230V105H229ZM233 107L234 106H232V107H230L228 110H230L231 112H233L234 110H233ZM243 107H245V106H243ZM255 107V106H254ZM260 107V106H259ZM263 106H261L260 108H261V112H262V109L264 108H262ZM67 109H68V107H66ZM72 108V109H73ZM92 108H94V107H92ZM161 108V109H160ZM176 107H174V108H172L171 109V111L173 110V112L175 111H177V109L178 108H180V107H178L177 106V109H175ZM206 108H207V110H206ZM256 108V107H255ZM25 109V110H24ZM34 110L33 112H32V110ZM48 109H49V107H48ZM72 109H70L71 111H72ZM164 109V108H163ZM181 109H182V107H181ZM189 109V108H188ZM212 109H215V111L217 112V113H214L213 111H212V113H214L215 115H213V114H211V110ZM258 109V108H257ZM30 111L31 110V112H29L28 111V113L27 112H25V111ZM78 110V111H77ZM164 110V112H166ZM224 110V109H223ZM239 110V109H238ZM244 110H246L247 111V109H244ZM82 111L83 110H81V114H82ZM179 112H187V110L186 111H184V110H182V111H180V109L178 110ZM39 112V113H38ZM47 112V111H46ZM49 112V113H50ZM54 112V113H53ZM85 112V111H84ZM163 112V113H164ZM172 112V113H173ZM203 112H209L208 114H210V115H204V114H207V113H204L203 114ZM230 112V113H231ZM12 113V114H13ZM28 114V115H25V114ZM30 113V114H29ZM50 113V114H51ZM188 113V112H187ZM230 113L228 112V114L229 115H227V116H230ZM247 112H245V114H246ZM12 114L10 113L9 114V116L11 117L12 116ZM34 114V115H35ZM70 114H71V112H70ZM73 114V113H72ZM167 114H169V115H167ZM178 114V113H174V116H176V115ZM182 114V113H181ZM249 114V113H248ZM248 114H246V117L248 116ZM262 114L264 115V113L262 112ZM166 115V116H165ZM171 115H173V114H171ZM24 116H26V117H24ZM42 116H40L39 118H42ZM47 116V115H46ZM48 116H50V115H48ZM71 116H73V115H71ZM169 116V117H168ZM180 116H185V114H183V115H180V113H179V115L177 116V117H180ZM188 116H189V114H188ZM187 116V117H188ZM190 116H191V114H190ZM209 118H208V117ZM7 117H8V115H6V120H7ZM10 117H9V119H10ZM32 117V116H31ZM35 117H37V116H35ZM35 117H33V118H35ZM172 117V119H170ZM186 117V116H185ZM207 117V118H206ZM216 117V118H215ZM14 118V117H13ZM25 118H28V119H25ZM38 118V117H37ZM48 118L49 117H45V121H47L48 120ZM76 118V117H75ZM188 118H191V117H188ZM203 118H205V119H203ZM230 118V117H229ZM264 118V117H263ZM8 119V120H9ZM50 119V118H49ZM71 119H73V120H71ZM259 119H262V117L260 118L259 117ZM11 120H12V118H11ZM36 120V119H35ZM43 120V119H42ZM43 120V121H44ZM53 120V119H52ZM174 120V121H173ZM182 120V118L180 119V121ZM192 121H194V118L192 117V119H191ZM197 120V121H198ZM247 120H251V121H253V122H255V120H252V119H248L247 118ZM197 121H195V122H197ZM204 121H202V123L204 122ZM32 122H36V123H32ZM252 122V123H253ZM32 123V124H31ZM184 123H186V122H184ZM199 123H201V121L200 122H198V124ZM201 123V124H202ZM212 123V124H211ZM213 123H216V125L215 124H213ZM251 123V124H252ZM7 124V125H6ZM35 124H37V127L36 126H34ZM54 124V125H53ZM208 124V125H207ZM210 124V125H209ZM223 124V123H222ZM254 124H256V125H258V123L257 122H255ZM33 125V129H32V126ZM39 125V126H38ZM214 125V126H213ZM228 125H231L233 128L235 127V129L237 128V126H236V123L234 122V121H232V123H229ZM253 125V124H252ZM8 126H10V124L8 125ZM259 126V125H258ZM257 126V127H258ZM260 126H261V124H260ZM259 126V127H260ZM263 126V125H262ZM12 127H14V128H12ZM30 127V128H29ZM85 127V128H84ZM186 127H184V128H186ZM212 127H214V128H212ZM218 127H220V126H218ZM259 127H258V129H259ZM31 129V131H30V133H28L27 132V129ZM34 128H36V129H34ZM42 128V127H41ZM215 128H217V129H215ZM221 128H223V127H221ZM227 128V127H226ZM247 128H249L248 127V124H242L241 125V129H242V134H241V136H244V135H246V131L247 130H250V128H252V127H250L249 129H247ZM254 128H256L255 126H254ZM12 129L14 130V131H12ZM29 129H28V131H29ZM80 129H83L84 131H85V136H86V134H87V136L89 135V134H93L91 137H92V139H91V137L89 138V137H87V141H89L90 142V144L87 142V148H86V150H84V153L83 154H81L82 156L80 157V159L79 160H75L76 161V163H75V166L73 165L72 166V168H71V164H69V166H68V164L67 163H70V162H72L73 163V161H74V159H77L78 157H79V153L77 154V153H72V154H74V155H70V157L68 156L69 154H66L67 152H69L68 151V149H71L72 151L75 149V145H77L76 144V141L78 142V140L80 139V137H82L81 135L82 134H84V131L82 132V130H81V134H80ZM238 129V128H237ZM40 130V129H39ZM183 130V129H182ZM215 130V131H214ZM260 130H262L261 129V127H260ZM260 130H258V131H260ZM5 133V134H3V132ZM34 131H35V134H34ZM38 131V130H37ZM217 131V132H216ZM221 131V130H220ZM220 131L217 133V134H221L220 133ZM263 131V130H262ZM18 133V135H15L14 133ZM40 132H42V129L40 130ZM56 132L58 133V134H56ZM214 132V133H213ZM216 132V133H215ZM239 132V131H238ZM238 132H236V134L235 135H233L232 136V138H230L231 139V141H232V139L234 140V139H237L238 137H240V134L238 133ZM249 132H251V131H249ZM61 133H64L65 135H66V137H67V135H68V138H66L65 136H63L62 137V139L61 140H59V141H62V140H66V142H68V139H69V142L66 144L67 145V147L65 146V148H61V152H64L63 154H64V156H65V160L63 159L62 160V162L64 163V165H62V162H61V160H59L58 159V157H57V151H59V148L61 147V144L58 142V141H56L55 140V138H56V136H58L59 134H61ZM78 133H79V136H77V137H79V139L76 137V140L75 141H73L74 139H72L71 138V140L72 141H70V138H69V135H70V137H72L73 135H75L76 136V134L78 135ZM259 133V132H258ZM264 132H262V134H263ZM2 134L5 136L6 135V137L5 138H3V136H2ZM27 134H30V136H28ZM56 135V136H53V135ZM63 134V135H64ZM183 134H185V135H183ZM19 135H25V136H22V137H24V138H21ZM38 135V134H37ZM62 135V134H61ZM181 135V136H180ZM264 135V134H263ZM262 135V136H263ZM2 136V137H1ZM51 136V137H50ZM74 136V137H75ZM179 136V137H178ZM249 136V135H248ZM54 137V138H53ZM61 137V136H60ZM60 137L58 138V139H60ZM216 137H218V135H216L215 136V138ZM223 137V136H222ZM264 137V136H263ZM31 139H32V137H30ZM52 138V139H51ZM64 138H66V139H64ZM83 138V139H82ZM81 139L84 141V137H82ZM91 140H89V139ZM158 138V139H157ZM221 138V137H220ZM78 139V140H77ZM80 139V140H81ZM239 139V138H238ZM237 139V140H238ZM263 139V138H262ZM55 140V141H54ZM82 140L80 141V143L82 142ZM85 140H86V138H85ZM218 140V139H217ZM240 140V139H239ZM264 140V139H263ZM213 141V140H212ZM236 141V140H235ZM235 141L234 142H232V143H235ZM58 144H57V143ZM129 142V143H128ZM202 142H205L204 143V146L202 145L201 147H200V145H201V143ZM208 142H210L209 144H208ZM255 142H258V140H255ZM261 142V141H260ZM63 143V142H62ZM83 143V142H82ZM212 143V144H211ZM236 143H238V142H236ZM235 143V144H236ZM243 143V142H242ZM60 144V145H59ZM88 144H89V146H88ZM175 144V145H174ZM234 144V145H235ZM238 144H241V142L240 143H238ZM257 144H259V143H257ZM85 145V143L83 144V146ZM120 145H122V146H124L125 148L127 147V148H129L130 147V149H131V153H129V151L128 150H121L120 148H119V146ZM78 146H79V143H78ZM77 146V147H78ZM86 146V145H85ZM84 146V147H85ZM134 146V147H133ZM236 146V145H235ZM239 146V145H238ZM261 146H262V144H261ZM63 147V146H62ZM83 147V148H84ZM204 147V148H203ZM231 147H232V145H231ZM230 147V148H231ZM264 147V146H263ZM225 148H227L226 150H225ZM237 148V147H236ZM244 148V147H243ZM78 149V148H77ZM81 149V148H80ZM79 149V150H80ZM175 149H177V148H175ZM63 150V151H62ZM82 150V149H81ZM194 150V151H193ZM124 151H125V153H124ZM217 151H226L227 153H223V154H221V155H219L220 153H217L218 155H216V152ZM235 151H237V150H235ZM234 151V152H235ZM73 152H75V150L73 151ZM82 152V151H81ZM70 153V154H71ZM237 153H240V152H237ZM44 154H46L45 155V157H47V159L49 158L51 161H55V160H57L59 163H56V166L58 167V166H60V168H61V166H63V168L62 169H66L65 171H63V170H60L59 169V172L61 171H63V173H57V168H56V166H55V164H54V169H53V165H52V167H50V165L52 164H48V163H50V162H46V158H44L43 157V155ZM56 154V155H55ZM75 155H77L78 157H76ZM165 155V156H164ZM205 155V154H204ZM214 155H216L217 157H214ZM241 155V154H240ZM250 155V154H249ZM66 156H67V160L69 161V159H71L72 157L74 158H72V160L73 161H70V162H68L67 161V163L65 162L66 161ZM72 156V157H71ZM130 156H133V158L132 159H129V157ZM219 156V157H218ZM242 156V155H241ZM240 156V157H241ZM164 157H166V158H164ZM169 157V156H168ZM203 156H201V158H202ZM237 157H238V155H237ZM251 157H252V155H251ZM247 158V157H246ZM250 158V157H249ZM249 158H247V161L248 160H251V159H249ZM162 159H163V161L165 160V162L163 163V161H162ZM243 159V158H242ZM245 159V158H244ZM235 160H237L236 161V164H235ZM256 160V159H255ZM56 161V162H57ZM74 161V162H75ZM206 161V162H207ZM188 162V161H187ZM193 162V161H192ZM238 162V163H237ZM245 162V161H244ZM252 162V161H251ZM250 161H249V163H251ZM53 163H55V162H53ZM209 163V162H208ZM212 163H210V167H211V165H212ZM246 163H248V162H246ZM245 163V164H246ZM253 163H255V164H257L256 163V161L255 162H253ZM59 164V165H58ZM194 164H195V162H194ZM244 164V163H243ZM244 164V165H245ZM259 164V163H258ZM66 165V167L64 168V166ZM249 165V164H248ZM68 166V167H67ZM247 166V165H246ZM251 166V165H250ZM262 166V165H261ZM74 167V168H73ZM242 167L243 166H241V169H242ZM55 168L57 169V170H55ZM69 168H71V169H69ZM226 168V169H225ZM258 168H259V166H258ZM261 168V167H260ZM206 169V168H205ZM240 169V168H239ZM247 169V168H246ZM249 169H250V167H249ZM202 170H204V169H202ZM168 171V170H167ZM186 171V170H185ZM184 171V172H185ZM199 171H201V169L199 170ZM222 171H223V173H222ZM226 173H225V172ZM247 171H248V169H247ZM260 171V170H259ZM263 171V170H262ZM163 172V171H162ZM170 172V171H169ZM187 172V171H186ZM193 172V171H192ZM264 172V171H263ZM201 173V172H200ZM239 173V172H238ZM256 173V172H255ZM189 175V174H188ZM218 175V176H217ZM249 175H253V176H255V174H254V171H250L249 172ZM257 175V174H256ZM261 176H263V174L261 175ZM62 177V178H61ZM194 177V176H193ZM263 178H264V176H263ZM262 178V179H263ZM214 179V180H213ZM219 179V178H218ZM216 180H217V178H216ZM261 181V180H260ZM260 181H258V182H260ZM4 182H8V183H10L11 185H14V190H15V192H14V190L12 189L11 191H13L15 194H17V196H15V198L14 197H10V196H8L7 194L9 193V191H5L4 190V187H6V186H4L3 185V183ZM239 182V181H238ZM256 182H257V180H256ZM263 182V181H262ZM166 183V182H165ZM203 183V182H202ZM213 183V182H212ZM215 183L217 184V182L215 181ZM215 183H213L214 184V186L216 187V184ZM200 184V183H199ZM260 184H261V182H260ZM9 187H7V189H9L10 188V185L9 184H7ZM67 185H69L68 187L69 188H67ZM219 185H221V184H219ZM231 185V184H230ZM262 185V184H261ZM264 185V184H263ZM262 185V186H263ZM232 186V185H231ZM3 187V188H2ZM30 187H33V188H35L37 191H40V193L36 196V195H34V192H32V190L30 189ZM213 187V186H212ZM215 187L213 188V189H215ZM11 188H13V186H11ZM10 188V189H11ZM220 188H222L223 189V187H221L220 186ZM219 188V189H220ZM230 188H232V187H230ZM259 188V187H258ZM261 188V187H260ZM260 188H259V190H260ZM6 189V190H7ZM228 189V188H227ZM232 190V189H231ZM243 190V189H242ZM264 190V189H263ZM11 191H10V193H11ZM214 192L213 193H215V195H216V193H217V191L219 192V190H217L216 192H215V190H213ZM244 191V190H243ZM6 192H8V193H6ZM42 192V193H41ZM222 192V191H221ZM225 192V191H224ZM224 192H223V194H224ZM238 192V191H237ZM262 192H264V191H262ZM151 193V192H150ZM162 193V192H161ZM152 194V193H151ZM156 195V194H155ZM214 195V194H213ZM225 195V194H224ZM262 195V194H261ZM196 196V195H195ZM212 195H209L207 198H209V199H211L210 197H211ZM225 197H227V195H225ZM230 197V196H229ZM151 198V197H150ZM154 197H152V200L151 201H154V199H153ZM231 198V197H230ZM187 199V198H186ZM160 200V199H159ZM190 200H192V199H190ZM207 200V199H206ZM147 201V200H146ZM150 201V202H151ZM224 201H226V200H224ZM145 202V201H144ZM149 202V203H150ZM197 201H195V202H188V203H190V205L187 207V204H186V207L188 208L186 211H185V213H193V212H198L199 213V211L201 210V205L202 204H200V202H198V203H196ZM143 203V204H142ZM158 203V202H157ZM159 203H160V201H159ZM166 203H168V202H166ZM171 203V202H170ZM224 203V202H223ZM147 204V203H146ZM206 204V203H205ZM220 204V203H219ZM149 205V204H148ZM157 205V204H156ZM156 205L154 204L153 206H155V207H153V210H152V208H151V210L152 211H154V210H156ZM159 205V204H158ZM163 205V204H162ZM221 205V204H220ZM73 206H77L78 208H80L81 209V211H86V210H92L93 212H94V214H95V217L93 216V220H91L90 219V217H89V220H91V221H89L88 220V222L86 223V224H84L83 225V222H81L82 223V225L80 224V230L78 231V233H75V232H73V231H71L70 233H68V232H66V231H62V230H64L63 228L61 229V227H60V229L56 226V225H54L53 223H52V220H54L53 218H55V216L54 215H57L58 217H59V212H61L63 209H66V208H71V207H73ZM106 207V208H104L105 209V211L104 212H102V208L103 207ZM92 207H93V209H92ZM147 207H151V205H149V206H147ZM186 207H182V209L184 208V210L186 209ZM155 208V209H154ZM159 208H160V206H159ZM158 208V209H159ZM162 208V207H161ZM160 208V209H161ZM235 208V207H234ZM145 209V208H144ZM68 210H70V209H68ZM67 210V211H68ZM72 210V209H71ZM74 210V209H73ZM75 210H76V208H75ZM147 210V209H146ZM183 210V211H184ZM211 210V209H210ZM66 211V210H65ZM91 211V212H92ZM143 211V210H142ZM160 211V210H159ZM159 211H155V212H159ZM181 211V210H180ZM63 212V211H62ZM61 212V213H62ZM145 212V210L143 211V213ZM154 212V213H155ZM203 212V211H202ZM142 213V212H141ZM150 213V212H149ZM153 212H151L150 213V215L149 216H152L151 214H152ZM170 209L168 208L167 209V214H168V217H164V213L163 212H161L160 211V214H159V216H158V219H156L155 221V223L157 224V225H159V226H163V225H166V222H167V220L169 219V217H171V216H169L170 214ZM225 213V212H224ZM228 213V212H227ZM73 214H75L74 216H73V219L75 218V217H77V215H76V213H73ZM72 214V215H73ZM79 214V213H78ZM201 214V213H200ZM72 215H71V218H72ZM91 215V214H90ZM90 215H88V216H90ZM140 215H142V214H140ZM144 215H145V213H144ZM157 215V214H156ZM155 215V216H156ZM182 215V214H181ZM199 215V214H198ZM197 215V216H198ZM205 215V214H204ZM227 215V214H226ZM149 216H146V217H149ZM190 216V215H189ZM189 216H188V219H189ZM233 216V215H232ZM79 215H78V218H77V220H80L79 219ZM138 217V216H137ZM140 217V216H139ZM139 217H138V219H139ZM142 217H144V216H142ZM157 217V216H156ZM181 217H183V216H181ZM199 217V216H198ZM86 218V217H85ZM135 218V217H134ZM202 218V217H201ZM88 219V218H87ZM137 219V220H138ZM155 219V217H153V220ZM236 219V218H235ZM70 220V219H69ZM139 220H141V219H139ZM152 220V219H151ZM182 220V219H181ZM198 220V219H197ZM203 220V219H202ZM58 221V220H57ZM175 221V220H174ZM173 221V222H174ZM177 221V220H176ZM175 221V222H176ZM187 221V220H186ZM190 221H191V219H190ZM64 222V221H63ZM85 222V221H84ZM174 222V223H175ZM182 222V221H181ZM219 222V221H218ZM221 222V221H220ZM232 222V221H231ZM239 222V221H238ZM185 222L183 221L182 222V224H184ZM223 223V222H222ZM67 224V223H66ZM173 224V223H172ZM231 224V223H230ZM234 224V223H233ZM61 225V224H60ZM179 225V224H178ZM232 225V224H231ZM59 226V225H58ZM150 225H148V227H149ZM180 226H181V223H180ZM189 226V225H188ZM194 226V225H193ZM201 226V225H200ZM204 226V225H203ZM214 226V225H213ZM147 227V228H148ZM182 227V226H181ZM205 227V226H204ZM207 227V226H206ZM231 227V226H230ZM229 227V228H230ZM70 227H68V229H69ZM84 228H87V229H94V230H96V231H98V229L99 228H102V229H105V228H108V229H110L111 231H113L114 232V236L111 238V236H110V234H109V236H110V241H108V245L106 246V248L105 249H103L104 248V246L103 245H101V247L99 246L103 241H101V242H99V243H97L96 244V246H98L97 247V249L99 248V250H100V252H96L95 251V248H96V246L94 245V247H92V241H94L95 239L94 238H91V241H89L90 243L89 244H87L86 242H85V240L83 239L84 238V236H83V233L81 232V231H83V229ZM142 228V229H141ZM169 228H171V225H170V227ZM180 228V227H179ZM193 228V227H192ZM200 228V227H199ZM228 228V229H229ZM67 229V230H68ZM79 229V228H78ZM144 229H146V228H144ZM154 229V228H153ZM173 229V228H172ZM182 229V228H181ZM187 229V228H186ZM190 229V228H189ZM197 230H198V228H196ZM201 229H202V227H201ZM205 229V228H204ZM211 229V228H210ZM148 230V229H147ZM194 230V229H193ZM206 230V229H205ZM221 230H225V227H224V229H222L221 228ZM220 230V231H221ZM250 230V229H249ZM264 230V229H263ZM262 230V231H263ZM91 231V230H90ZM152 231H154V230H152ZM157 231V230H156ZM183 231H185V232H188V231H186V230H183ZM190 231V230H189ZM209 231H211V230H209ZM213 231V230H212ZM226 231V230H225ZM14 232V233H13ZM82 233V236L80 235L81 233ZM87 232V231H86ZM147 232V231H146ZM171 232V231H170ZM201 232V231H200ZM204 232H206V231H204ZM224 232V231H223ZM73 233H74V235H73ZM152 234L154 233V232H151ZM183 233V232H182ZM10 234H12L13 236H14V234H15V237H12ZM106 234V233H105ZM104 234V235H105ZM145 234V233H144ZM150 234V233H149ZM155 234V233H154ZM157 235H159L160 234V232L159 233H156ZM155 234V235H156ZM162 234H164V233H162ZM166 234V233H165ZM171 234V233H170ZM206 234V233H205ZM208 234H210V233H208ZM95 235V234H94ZM151 235V234H150ZM156 235V237H158ZM167 235V234H166ZM202 235V234H201ZM215 235H217L216 233H215ZM8 236V237H7ZM9 236L10 237H12V238H9ZM89 236V235H88ZM103 236V235H102ZM108 236V235H107ZM108 236V237H109ZM162 236H165V235H161V236H159V237H162ZM184 236H186V235H184ZM183 236V237H184ZM205 236H207V235H205ZM91 237H92V235H91ZM105 237V236H104ZM147 237H149V236H147ZM195 237V236H194ZM204 237V236H203ZM261 237V236H260ZM191 238V237H190ZM196 238V237H195ZM198 238H200V237H198ZM92 239H94V240H92ZM98 239V241L99 240H101V239H99V237L97 238ZM156 239V238H155ZM159 239V238H158ZM163 239H164V242H167V243H169V240L171 241V242H173L172 241V239H174V237L172 236V237H170L169 238V236H168V238H166V237H163ZM189 239V238H188ZM197 239V238H196ZM203 239V238H202ZM205 239V238H204ZM159 240H161V239H159ZM165 240H167V241H165ZM208 240V239H207ZM250 240V239H249ZM258 240H261V239H258ZM97 241V242H98ZM96 242V241H95ZM94 242V243H95ZM149 242V243H148ZM202 242H203V240H202ZM204 242H206V241H204ZM251 242V241H250ZM262 242H263V240H262ZM261 242V244H263ZM167 243H166V245H167ZM233 243V242H232ZM257 243V242H256ZM104 244V245H105ZM170 245H171V243H169ZM205 244H207V243H205ZM252 244H254V243H252L251 242V244L249 243L248 245H252ZM259 244V243H258ZM10 245H14L13 246V248H12V246L10 247ZM163 245H165V244H163ZM185 245V244H184ZM208 245H209V243H208ZM247 245V246H248ZM169 246V245H168ZM167 246V247H168ZM246 246V247H247ZM253 246V245H252ZM259 246H260V244H259ZM258 246V247H259ZM8 248V247H10V248H8L7 250V252L5 253L4 252V250H5V248ZM166 247V248H167ZM188 247V246H187ZM205 247H206V245H205ZM209 247H210V245H209ZM172 248V247H171ZM179 248V247H178ZM183 248V247H182ZM204 248V247H203ZM160 249V248H159ZM169 249V248H168ZM176 249H177V245H176ZM248 249V248H247ZM246 248L245 249H242V250H244V252H246L245 250H247ZM250 249V248H249ZM170 250V249H169ZM180 251H181V249H179ZM201 249L200 248H198L197 249V251H199L198 253H201V251H200ZM153 251V250H152ZM161 251V250H160ZM168 251V250H167ZM173 251H175L174 249H173ZM208 251V250H207ZM210 251V250H209ZM208 251V252H209ZM33 253L34 254V257H32V258H30V253ZM183 252V251H182ZM242 252V251H241ZM244 252H242V254L244 253ZM156 253H157V251H156ZM161 253V252H160ZM172 253V252H171ZM186 253V252H185ZM206 253V252H205ZM153 254V253H152ZM183 254V253H182ZM209 254H210V252H209ZM212 254V253H211ZM239 254V253H238ZM82 255H84V254H82ZM81 255V256H82ZM89 255V254H88ZM164 255V254H163ZM177 255V254H176ZM32 256V255H31ZM150 256V255H149ZM158 256V255H157ZM188 256V255H187ZM198 256V255H197ZM210 256V255H209ZM208 256V257H209ZM238 256V255H237ZM240 256V255H239ZM242 256H244V255H242ZM86 257H88L89 258V256H87L86 255ZM241 257V256H240ZM91 258V257H90ZM89 258V259H90ZM93 258H91V259H93ZM146 258V259H145ZM151 258V259H150ZM160 258V257H159ZM162 258V257H161ZM163 258H164V256H163ZM184 258V257H183ZM195 258V257H194ZM213 258V257H212ZM224 258V257H223ZM77 259V258H76ZM84 259V258H83ZM90 259V260H91ZM150 259V260H149ZM217 259H219V258H217ZM243 259V258H242ZM78 260V259H77ZM87 260V259H86ZM97 260V259H96ZM148 260H149V262H148ZM190 260H192V259H190ZM198 260H201V259H198ZM209 260V259H208ZM211 260V259H210ZM196 260H193V262H195ZM213 261V260H212ZM70 262H71V260H70ZM70 262H66V263H69V264H71ZM73 262H74V260H73ZM82 262V261H81ZM87 263H88V261H86ZM90 262V261H89ZM190 262H192V261H190ZM199 262V261H198ZM208 263H209V261H207ZM214 262V261H213ZM213 262H211V263H213ZM215 262H218V261H215ZM154 264H155V262H153ZM204 263V262H203ZM206 263V262H205ZM207 263V264H208ZM80 264V263H79ZM85 264V263H84ZM158 264V263H157ZM189 264H191V263H189ZM195 264V263H194ZM200 264H202L201 262H200ZM238 264V263H237Z\"/></svg>",
  "mask_w": 264,
  "mask_h": 264
},
{
  "label": "rangeland",
  "instance_id": "2",
  "mask_svg": "<svg viewBox=\"0 0 264 264\" xmlns=\"http://www.w3.org/2000/svg\"><path fill=\"white\" fill-rule=\"evenodd\" d=\"M142 0H140V2H141ZM151 1H153V0H143L139 5H140V8H142L143 7V11H144V13L145 14H143V17H141V19H140V22H143V25L140 23V26L139 25H137L138 27H142V30H141V28H139L140 30H141V32H145V29L148 27V28H151L152 26V31H151V29L149 30H146V33H147V31H148V33L147 34H149L150 36H151V33H149V31H151V32H154L155 30H157L156 32L158 33H161V34H156L158 37H159V35H162V34H165V33H168V34H165V35H162V38H159V39H157V38H154V36H155V34L153 33V35L154 36H152L155 40L157 39L158 41H157V46H153V48L155 49V48H159V49H161V51L160 50H158L157 49V51L159 52H164V53H158L157 51H155L151 46V49H153V51H155V54H154V56H153V53L154 52H151L150 53V47L148 48V50L149 51H147V50H145L146 48H145V46H148V44H146L145 46H144V44H145V42H142V41H140L141 39L143 40V36L141 35V33L140 34H138V36L139 37H141V38H139L138 36H137V41L138 42H142V43H140V46L141 45H143L144 47V50H143V48H141V49H137L138 50V52L137 51H135V49L137 48L136 47V45L138 44V42L135 44V43H133V42H130V43H133V44H135V45H133V44H131L130 46H128V44L127 43H129V39L127 40V42H123L124 43V45H121L120 43H122V41L124 40L123 38H124V35L122 34V36L120 35V38L119 39H121V41H118L119 42V44H114V42L116 41V40H114V38L112 39V36L114 37V33L116 34V35H118V33L120 34V32H114V31H111V27H110V34H108L109 32H108V29L106 30L105 28L108 26V24L106 25L105 23H104V19L103 20H101V19H86V20H84V18H82V19H80L79 17V20H78V18L76 17V15L74 16V15H70V16H73V20H76L75 18H77V26H78V32L77 33H69L68 35L66 34V36H65V33H63V36L61 35V34H59L58 32H60V31H58L57 33L61 36V37H58L57 36V38L56 39H53V41H55L56 40V42H53V41H48V43H50L49 45H57L58 43L57 42H59V44L60 45H64L62 48H59V47H61L60 45H57L56 47L57 48H55V50L57 51V52H59V53H57V55L56 56H58L59 54H60V52L61 51H66L65 52V54L67 55L68 54V52L67 51H69V54L71 53V55H72V58H71V60H68V59H65V57H58V59L57 60H59L60 59V61L61 62H58L56 59V61H57V64H55V60H53L54 62H52V69L54 70V68L56 67L57 69H58V67H59V71L60 72H58V70L57 69H55V71H57L58 72V74H59V77L61 76V78L60 79H57V76H58V74H55V76L54 75H52V74H50V76L52 75L53 77H54V82H52L53 84L55 83V88H58V89H55V88H52L53 90H48V88H45V89H41V91H42V94L40 93L41 91L40 90H36V92L34 93V95L33 96H30V97H35V98H33V102L34 101H37L36 100V98H38L39 99V102L41 101V103H43L44 105H45V103L49 100L50 102L52 101V95L51 94H53L54 93V91H56V90H58V91H56V94L59 96V97H56V99H58L57 100V102L58 103H61V108L64 110V108H65V110H64V113L66 114V116L67 117H70V118H73L74 120H76L77 118H78V116L81 118L82 116H84L85 115V113H87V112H89V111H87V109L85 108V105L87 104V105H89V106H91V109L90 108H88L89 106H87V108H88V110H93V109H97V107H98V104H100V102H99V100H97L98 98H103L104 97V94L105 95H107V96H110L111 94H114L113 96H114V98L112 99L113 101L114 100H116V98L118 97V95L120 94V91H121V87H123V90L125 91V92H129L130 90V92H136L135 94H137V92H141L142 91V89L140 88V83L139 82H135V81H131V79L132 80H134L135 78H136V76H137V74H135L134 76L135 77H131L130 78V83H133V85L136 83H138L136 86H133V85H131L130 87H129V85H126V86H121V84H120V86L121 87H118L119 89H117V87H116V85H119V82H120V80L118 79V78H120V70H122L121 68H123V70L124 69H128L129 67L131 68H129L128 70H124L125 71V73H127L128 71V74H131V73H133V72H130L131 70H133L132 69V67H135V68H137V66H138V70H136V73H138V76H137V78H138V80L140 81V80H145V83L143 82H141L142 83V87H143V90H145L146 91V89H144V88H147V86L148 85H153V84H155L154 82H158V83H160V82H162L163 81V78L162 77H164V75L168 78H166L165 77V79L168 81V82H164L165 84H163V85H165V87H163L164 89L161 91V88H159L160 86H159V84H156L157 86H152V87H150V91H152V90H154V91H152V92H154V94H155V96H156V98L157 99H159L161 102H162V104L161 103H159L161 106V113H162V115L163 114H165V113H167V111L165 110L166 108L165 107H167V106H170L171 104H174V103H176L177 104V106L178 107H180V108H178L177 109V106L176 105H172V107H171V109L172 108H174V107H176L175 109H177V111L175 112H173V110L171 111V109H169V111L171 112L170 113V115L169 114H167V115H169V116H172L173 118H174V120H175V118L176 119H178V118H182V120L180 121V119H178L177 120V122H182L181 124H183L182 126V128H181V130H180V134H182V133H187V131H188V127H186V124H188V123H190V125H194V124H197V125H199L200 127H205L206 126V121H204V120H198V119H196V117H200L201 118V116H199V114H201L200 113V109H202V110H204L203 108H205L204 106H202V104L204 105V103H202V102H205V104H209V106H208V109L213 105V103L215 102V101H217V103L215 104L216 106H214V108L216 109V108H218L219 107V105L218 104H222V106L224 107V108H222V107H220V108H218V111H220V113H217L218 111H217V109H216V111H215V109H212L210 112H211V114H213V115H215L214 113H217V114H219L218 116H217V123H218V125H216V123H213V124H215L216 126H214V127H217L218 129H219V131H220V133L221 134H217L216 132V135H218V137H216L215 138V136L216 135H212L210 138H212L213 137V141L211 140V142H221L222 141V139L223 138H225V140H227L228 141V139L230 140L229 141V143H227V145L226 146H224V147H231V145H232V147L230 148L229 147V149H227V148H225V150L228 152L229 150L232 152V150H233V153H236L235 154V156H236V159H239L238 161L239 162H241V164L239 165V168H237L236 170H238V171H235V175L234 176H236L237 174L240 176V177H238L239 179H238V181L237 180H235V182L233 183V182H231L230 184L232 185H225L224 183L225 182H222L221 181V183H219L220 181V176L219 177H216L215 176V180L214 181H211L212 180V176L215 174V166L214 167H212L214 164V162L212 163L211 161H213L212 159H209V160H211V161H207V160H204L205 158L206 159H208L207 157H205L206 155L207 156H209L208 154H210V153H202V154H200L201 156H203L202 158H201V156H199V154L197 155V158L196 159H194V160H191V159H189V158H191V157H189V154H187L186 153V151L184 150V148H182V147H180V146H178V144H180V142L182 141V139L184 138H182V136H181V138L180 139H178V141L179 140H181V141H179L178 142V144H176V146H175V148H177V149H175L174 147H173V150L171 149L170 150V153L168 152V154H165L166 156H167V158L166 157H164V158H166L165 160H166V162H165V160L163 161V159H162V161H163V165L164 166H162L163 168H162V170H161V177H162V179L160 180V182H161V184H162V187H161V189H159V190H155V191H152V190H150L149 192H148V197L143 201V207L145 208H142L141 209V211H140V213L137 215L138 217H139V219H141V220H139L138 219V217L137 216H134L133 217V219H132V221L133 222H142V228H143V230H141L142 231V238H144L145 240H144V243L145 244H147V242H145V241H147L150 237L152 238V236H153V238L152 239H154V241L152 242L151 240H148V241H151L152 243H151V245H148L147 246V248L149 247V249H148V251L147 252H150V253H148V255H146L145 257H147L148 256V258L149 257H151L152 258V260H151V262L152 263H149V264H154L153 262H155V264H189V263H191V264H200V262L202 263V264H207L208 262L207 261H209V263L208 264H264V192H262V191H264L263 189H264V178H263V176H264V133L262 134V132H264V115L262 114V112L264 113V92H262V90L264 91V87H262L261 88V86L262 85H260V83L261 84H263V86H264V82H263V77H264V35H262V34H264V26H263V24H264V0H242V1H240V0H234V1H232V0H212V1H210V0H204V1H202V0H196V1H199V2H197L198 4H196L195 5V8H194V3H196V1L191 5L190 3H192V0H183L184 2L186 1L187 2V4L189 5V7H186V5H184V2L182 1V0H172V1H174V2H172V1H168L167 2V0H166V2H165V0H155V1H153L152 2V4L154 5H152L151 4ZM183 3H182V2ZM226 1V2H225ZM227 1H229V2H227ZM231 1V2H230ZM260 1V2H259ZM1 2V1H0ZM139 2V1H138ZM147 2H149L148 4L149 5H147ZM170 2V3H169ZM172 2V3H171ZM222 2H223V4H222ZM241 2V3H240ZM257 2H258V4H257ZM166 3V4H165ZM169 3V4H168ZM173 3H174V5H173ZM211 3V4H210ZM224 3H225V5H224ZM231 3V4H230ZM236 3H238V4H236ZM243 3V4H242ZM246 4V6H245V4ZM253 3V4H252ZM263 3V4H262ZM202 4V5H201ZM150 5H152V8H151V6ZM167 5V6H166ZM169 5H170V7H169ZM171 5H173V6H171ZM200 6V8H202V9H200V8H198L197 9V7H199ZM212 5V6H211ZM222 5V6H221ZM237 5H238V7H237ZM251 5V6H250ZM252 5L254 6L255 5V7H252ZM262 5V6H261ZM145 6V7H144ZM157 6H159V7H157ZM190 6H193L192 7V9L190 10ZM224 6V7H223ZM149 7V8H148ZM164 9H162V8ZM168 7V8H167ZM205 7V8H204ZM227 7V8H226ZM247 7V8H246ZM252 7V8H251ZM147 8V9H146ZM158 8H161L162 10V12L161 11H159L160 9H158ZM181 10H180V9ZM211 8V9H210ZM213 8V9H212ZM215 8V9H214ZM261 8H263L262 10H261ZM155 10L156 12H157V14H154L153 15V13H156L155 11H153V10ZM167 9V10H166ZM176 11H175V10ZM177 9L178 10H180L181 12H184V14L182 13V15L184 16H186L187 14H189V13H195V15L197 16H195V15H193V14H191V16H192V18L190 17V15H188V16H186V18H183V17H181V15H180V17L181 18H183V20L182 21H180L178 18V16H179V14L177 15V13H180V11H177ZM185 9H187V11L189 12H187ZM194 9H196V11L194 10ZM260 9V10H259ZM153 11V13H152V15H151V13H149L151 16H152V18H154V19H152L151 18V16L150 15H148V11ZM161 12L162 14H160L159 12ZM184 10V11H183ZM192 11V12H190V11ZM199 12H198V11ZM218 10V11H217ZM145 11H147V12H145ZM166 11H168V12H166ZM174 11L176 12V15L174 14ZM209 11V12H208ZM164 12V13H163ZM197 12V13H196ZM207 12V13H206ZM231 12V13H230ZM238 14H237V13ZM250 12V13H249ZM262 12V13H261ZM147 13V14H146ZM185 13H187V14H185ZM199 13V14H198ZM203 13V14H202ZM211 13V14H210ZM218 15H217V14ZM221 13V14H220ZM248 13V14H247ZM173 16H175L176 17V19L177 20H179V22L177 23V20L175 19V21L173 20V18L174 17H172V15ZM181 14V13H180ZM226 16H225V15ZM231 14V15H230ZM159 15H161V16H159ZM204 15V16H203ZM208 15H210V16H208ZM217 15V16H216ZM235 15V16H234ZM242 15V16H241ZM246 15V16H245ZM57 15H54V17H56ZM69 16V17H70ZM161 17V18H158L157 19V17ZM184 16V17H185ZM215 16V17H214ZM233 16V17H232ZM67 17L68 16H66L65 17V19L64 20H62V21H64V23L62 22V21H60V23H59V26H57L58 28L57 29H59V28H61L64 24H65V22H68V23H70L71 24V26H72V24L73 23H75V21L73 22V23H71V20L70 21H68V19H67ZM178 17V18H177ZM189 17H190V19H189ZM203 17V18H202ZM207 17V18H206ZM208 17H211V18H208ZM232 17V18H231ZM237 17V18H236ZM240 17V18H239ZM71 19H72V17H70ZM143 18V19H142ZM156 18V19H155ZM189 19V21H187L186 22V19ZM199 20H197V19ZM206 18V19H205ZM242 18H243V20H242ZM249 18V19H248ZM145 19V20H144ZM170 19L173 21H170ZM185 19V20H184ZM193 20V19H195L194 21H192L193 23L192 24H194L193 26H194V28H193V26H190V25H192V24H190L189 25V22L191 23V21L190 20ZM209 19V20H208ZM256 19H258L259 21H257ZM67 20V21H66ZM81 20V21H80ZM93 20V23L95 24V26H94V24L93 23H91L90 21H92ZM261 20H262V24H261ZM26 21H28L29 23L31 22V21H33V19L32 18H27L26 19ZM96 21V22H95ZM100 21V22H99ZM149 23H148V22ZM151 21V22H150ZM155 21H156V23H155ZM167 21H170V26L172 25V27L170 28V26L168 25L169 23L167 22ZM183 21H184V23H185V25H184V23H183ZM198 21V22H197ZM204 21V22H203ZM241 21V22H240ZM82 22H84V24H82ZM98 22V23H97ZM147 24H149V25H147ZM158 22H160L159 24H158ZM166 22H167V25H166ZM175 24L174 26H173V24ZM175 22V23H174ZM180 22H182L181 24H180ZM203 22V23H202ZM223 22V23H222ZM32 23V22H31ZM67 23V24H68ZM90 23L91 24H93L92 26L93 27H96V32L95 33H97V31H98V29H99V32H98V34L97 35H99L98 37L101 39V37H102V39L103 40H101V45H102V47H101V45L97 48L98 50H100V51H98L97 49H91L90 51V53L87 55V57L85 56V54H83L80 58H78V56H76V54H74V52L75 51H73L72 50V47H71V44H74L75 46H79L80 47V45H81V49H84V48H86V47H83L82 48V46L84 45V44H82V40H80V41H78L79 39H83V40H85V37H87V36H89V37H92V35H89L90 34V31H88L89 32V34H87V33H85V32H87V30H91V33H93V31H95L94 30V28H92V26H91V28H90ZM101 23V24H100ZM107 23H110L111 24V22L110 21H107ZM137 23V22H136ZM145 23V24H144ZM199 24L198 26H197V24ZM248 23V24H247ZM250 23V24H249ZM251 23H252V25H251ZM67 24H65V25H67ZM70 24H68L69 26H70ZM75 24V25H76ZM79 24H81L80 26H79ZM100 24V25H99ZM103 24V25H102ZM113 24V23H112ZM134 24V23H133ZM153 24H155V25H153ZM176 24H177V26H176ZM178 24H180V25H178ZM183 24V25H182ZM187 24V25H186ZM195 24H196V26H195ZM208 24V25H207ZM37 25H38V27L39 28H41V25L40 24H38V23H36L35 24V27L36 28H38L37 27ZM60 25H62V26H60ZM64 25V26H65ZM67 25V26H68ZM74 25V24H73ZM101 25H102V27H104V26H106L105 28H101ZM146 25H147V27H146ZM156 25H157V27H156ZM190 27H189V26ZM246 25V27H244V26ZM248 25V26H247ZM255 25V26H254ZM261 25V26H260ZM53 26V25H52ZM64 26H63V29H64ZM70 26V27H71ZM88 26V27H87ZM110 26H112V28H114V26L113 25H110ZM146 28H145V27ZM161 27V29H160V27ZM168 26V27H167ZM181 26V27H180ZM200 26H201V29H203L202 31H201V29H200ZM51 27V26H50ZM73 27V26H72ZM109 27V26H108ZM154 27H156V29H153ZM163 27V28H162ZM175 27V28H174ZM195 27H197V29H199V31L196 29L195 30ZM203 27V28H202ZM233 27V28H232ZM238 27V28H237ZM253 27H256V28H253ZM38 28V29H39ZM90 28V29H89ZM98 28V29H97ZM143 28H145L144 29V31H143ZM172 28H174L173 30H170V29H172ZM190 30H189V29ZM193 30H192V29ZM205 28V29H204ZM241 28V29H240ZM244 28H246V29H244ZM252 28V29H251ZM261 28V29H260ZM53 28H51V30H52ZM57 29L54 31V32H56L57 31ZM62 29V28H61ZM68 28H65V30H67ZM71 29V28H70ZM82 29V30H81ZM105 29V30H104ZM176 29V30H175ZM213 29V30H212ZM230 29V30H229ZM236 29V30H235ZM242 29H244V31L242 32ZM250 29V30H249ZM257 29H258V31H257ZM263 29V30H262ZM54 30V29H53ZM64 30V32H67V31H65ZM100 30H103V35H101V33H100ZM114 30H116V29H114ZM159 30H161V31H159ZM217 30V31H216ZM247 30H249V31H247ZM259 30H262V31H259ZM61 31H63V30H61ZM104 31H106V32H104ZM120 31V30H119ZM164 31H166V32H164ZM168 31V32H167ZM172 31V32H171ZM174 31H176V33H174ZM189 31V32H188ZM191 31V32H190ZM197 31H198V33H197ZM240 31V32H239ZM251 31H255V32H251ZM49 32H51V31H48L47 33H49ZM69 32V31H68ZM111 32H112V36H110L111 35ZM185 32V33H184ZM200 32L201 33H205L206 32V37L205 36H203V34L201 35L200 34ZM228 32H230L229 34H228ZM238 32V33H237ZM261 32V33H260ZM79 33V34H78ZM80 33H82L81 35H80ZM146 33H142L144 36H145V34ZM169 33H171V34H169ZM181 33V34H180ZM208 33V34H207ZM247 35H246V34ZM50 34H53V31L50 33ZM49 34V35H50ZM56 34V33H55ZM78 34V35H77ZM147 34H146V36H147ZM179 34V35H178ZM214 34V35H213ZM218 36H216V35ZM227 34V35H226ZM34 35H36L35 33H34ZM73 35V36H72ZM80 35V36H79ZM84 35H87V36H84ZM96 34H95V36H97ZM115 35V37H116V39H117V37H119V36H116ZM147 36V39L149 38V40H150V38H152V37H150V36ZM170 35V36H169ZM172 35V36H171ZM174 35H175V37H174ZM190 35V36H189ZM199 35H201V36H199ZM223 35V36H222ZM251 35V36H250ZM256 35V36H255ZM21 36V35H20ZM22 36H23V34H22ZM55 37H56V35H54ZM145 36V37H146ZM177 36V37H176ZM182 36V37H181ZM183 36H185V37H183ZM197 38H195V37ZM214 36V37H213ZM222 38H221V37ZM249 36H250V38H249ZM260 36V38H258ZM263 36V37H262ZM24 37V36H23ZM38 37V35H36V37H33V38H29V39H26L25 40V38L23 39L24 40V42L26 41V42H30V41H32V43H33V40L32 39H34V38H37ZM64 37H66V38H64ZM81 37H83V38H81ZM89 37H87L86 39H89ZM104 37H105V39H104ZM106 37H108L107 39L108 40H106ZM109 37L111 38L110 39V41H109ZM121 37H123V38H121ZM126 37V36H125ZM174 37V38H173ZM179 37V38H178ZM186 37L187 38H189V39H187V40H191L190 39V37L192 38V40L188 43L187 41H186ZM194 37V38H193ZM210 39H209V38ZM227 38V40L228 41H226V40H224V39H226ZM255 37V38H254ZM39 38H41V37H39ZM58 38L59 39H61V40H59L58 41ZM75 39V41H73V40H70V39ZM128 37H126V39H127ZM163 38H165L164 40H163ZM176 38V39H175ZM198 38H203L202 39V41H203V45H202V47H204V48H202V47H200L201 45H199L200 44V42H202L200 39H198ZM258 38V39H257ZM64 39H65V41L66 40H68V41H66V42H69V43H71V44H68V45H65L66 43L64 42ZM118 39V40H119ZM146 38H144V40H147ZM196 39V40H195ZM218 41H217V40ZM222 41H221V40ZM229 39H230V41H229ZM28 40V41H27ZM38 40H40V39H38ZM113 41V43L111 44V42ZM143 40V41H144ZM169 40V41H168ZM198 40H200L199 42H198ZM244 40V41H243ZM249 40H252V42L251 41H249ZM256 40H258V42L256 41ZM47 41V40H46ZM61 41H63V42H61ZM86 41V40H85ZM83 42V43H86V42ZM125 41V40H124ZM148 41V40H147ZM153 40H151L150 42H152ZM162 41H163V43H162ZM167 41V42H166ZM175 41V42H174ZM181 43H180V42ZM184 41V42H183ZM250 43H249V42ZM34 42H36V41H34ZM52 42V43H51ZM61 42V43H60ZM72 42H76L77 44H80V45H77L76 43H72ZM80 42V43H79ZM149 42V41H148ZM148 42H146V43H148ZM149 42V43H150ZM153 42H155V41H153ZM150 43V44H155V43ZM160 42V43H159ZM179 42V43H178ZM183 42V43H182ZM185 42H187L188 44H186ZM215 42V43H214ZM221 42V43H220ZM224 42V43H223ZM56 43V44H55ZM117 43V42H116ZM172 43V44H171ZM211 43H213V44H211ZM246 43H249V44H246ZM27 44H30V43H27ZM125 44H126V46H125ZM158 44H159V46H158ZM168 44V45H167ZM181 44L183 45L182 46V48H184V51H185V53H183L182 54V52H180V53H178L179 51H181V50H179L181 47ZM187 45V46H185V45ZM192 44V45H191ZM206 44V45H205ZM211 44V45H210ZM215 44H216V46H218L217 48H216V46H215ZM224 44H225V46H224ZM169 45H172V46H169ZM175 47H174V46ZM213 47L212 49H211V47ZM222 45H223V47H222ZM120 46H124V48H120ZM133 48H132V47ZM134 46H135V48H134ZM177 46V47H176ZM194 46L195 47H199L200 49H195L194 48ZM206 46H209V47H206ZM250 46V47H249ZM65 47V48H64ZM71 47V49H69V48ZM173 47V48H172ZM179 47V48H178ZM187 47V48H186ZM193 47V48H192ZM221 48L219 51H221L222 50V53H224L223 54V57L222 58H220L219 56H218V54L217 53H214L213 51H209V52H211V53H209L208 52V50L206 49V48H209V50H217L218 48ZM225 47V49L226 50H224V49H222V48H224ZM232 47V48H231ZM130 48H132V49H130ZM138 48H139V46H138ZM170 48V49H169ZM188 48H190V49H188ZM201 48L203 49L202 50V52H206L205 54L204 53H202L201 51H199V50H201ZM214 48H216V49H214ZM256 48V49H255ZM62 49V50H61ZM66 49V50H65ZM69 49V50H68ZM119 49V50H118ZM127 49V50H126ZM164 49H165V51H164ZM173 49V50H172ZM189 50V52H188V50ZM234 49V50H233ZM101 50H104V51H101ZM124 50V51H123ZM132 50H134V52L132 51ZM175 50V51H174ZM183 50V49H182ZM195 50V51H194ZM205 50V51H204ZM224 50V51H223ZM232 50H233V52H232ZM93 51H95L94 53H93ZM122 53H121V52ZM131 51V53L132 54H128L129 52ZM140 51L142 52V53H140ZM145 51V52H144ZM99 52V53H98ZM104 52H106V54L104 53ZM144 52V53H143ZM174 52H177L179 55H183V56H185V58L183 57V56H181V58H180V56H177V55H175V54H177V53H174ZM193 52V53H192ZM197 52V53H196ZM209 54H208V53ZM217 52H218V50H217ZM236 52V53H235ZM98 53V54H97ZM105 54V56L106 57H104L103 55ZM133 53H134V55H133ZM156 53H157V55H156ZM221 53V52H220ZM234 53V54H233ZM68 54V55H69ZM100 54L103 56H100ZM141 54V55H140ZM143 54V55H142ZM148 54V55H147ZM151 54V58L152 59H150L149 58V55ZM160 54H162V55H160ZM165 54H167V56L168 55H170V56H166ZM174 56H173V55ZM190 54H192L191 56H190ZM206 55V54H208L206 57L205 56H203V59L204 58H206L207 59V57L209 56V57H211V60L213 59V60H216V62L219 64L220 63V67L219 68H217L215 71H213V69L211 68L212 67V63L208 60H205V62H206V65H207V63H209L210 62V64L211 65H209V66H211L209 69L206 67V66H204L205 67V70H203L204 69V67L202 68V64H203V62H204V60L202 59V58H199V56L198 55H201V57H202V55ZM248 54V55H247ZM60 55H62V54H60ZM71 55H69V56H71ZM93 55V56H92ZM97 55V57L95 58V56ZM115 55H116V57L120 60H122L121 62L122 63H120L121 65H119V60L115 57ZM212 55H214V56H212ZM262 55V56H261ZM83 56H85L86 58H88V60H90V59H92V57L94 58V59H92L93 60V63L92 64H94L93 66H91V64H90V61L88 62L86 59V62H85V60H84V58L85 57H83ZM98 56H99V58L101 59V57L102 58H105V60L103 61H100V62H102V64H103V62L105 63L103 66L104 67H101L102 66V64L100 65V64H97V63H95V62H98V60H99V58H98ZM124 56V57H123ZM134 56H136V57H134ZM148 56V57H147ZM162 57V58H166L167 59V61L168 62H163V59L162 58H159V60H156L155 59V61H153V59L154 58H157V57ZM176 56V57H175ZM195 56V57H194ZM249 56V57H248ZM68 57V56H67ZM66 57V58H67ZM78 58V59H74V58ZM91 57V58H90ZM113 57H115V59L117 60H113ZM122 57V58H121ZM154 57V58H153ZM178 57L181 59V61L178 59ZM196 57H198V61H196L197 59H196ZM220 59H219V58ZM261 57V58H260ZM63 58H64V60H63ZM82 58V59H81ZM90 58V59H89ZM97 58H98V60H97ZM112 58V59H111ZM165 58H164V60H165ZM186 59V61H188V62H191V60H193L191 63L193 64V66H195L196 65V67L198 68V66H199V64H200V69L202 68V72H201V70L199 69V72H198V74L199 75H197V72L194 70V69H191V71L193 70V71H195V72H191L190 71V69H189V73H188V64H186L187 62H185V64L187 65H183L184 64V59ZM216 58H218V59H216ZM237 58H240V60H241V62H237L236 61V59ZM62 59V60H61ZM72 59H74V61L75 60H83V62H81V64L84 66L85 65V63H87L86 64V68H87V66H88V68H96L98 71H102L101 73L99 72H96V70L94 71V70H92V69H90V74H92V73H94V72H96V73H94V74H92V75H86V77L84 76V78H83V76L81 75L82 74V71L80 70V72H81V74H80V72L78 73L77 71H79V69H81V68H83V66H81V68H80V63H79V61L77 62V63H79V64H77V66H78V69H77V67H76V61L74 62V61H72ZM96 59V60H95ZM147 59H149V61L147 60ZM179 60V62H180V64H176V63H178V60ZM191 59V60H190ZM199 59H202V61L201 62H199ZM209 59V58H208ZM261 59V60H260ZM111 60V61H110ZM123 60L125 61V63L123 62ZM162 60V61H161ZM64 61H65V63H64ZM68 61H70L69 63H68ZM119 61V62H118ZM128 61H129V63H128ZM156 61H159L158 63H160V65L157 67L158 68V72H154V71H157V68H154L155 66H153V64L156 62ZM166 61V60H165ZM173 61L174 62H176V63H173ZM194 61H196V62H194ZM68 64H67V63ZM110 62V64L108 65L107 63H109ZM115 65V66H113L112 65V63ZM118 62V63H117ZM152 62H154L153 64H152ZM164 64H163V63ZM169 62H171V63H169ZM204 62V63H205ZM124 63V64H123ZM128 63V64H127ZM137 63H139V64H141L140 66V68H139V64L137 65ZM158 63L156 62L155 64H157L158 65ZM168 64V68H166L167 66L165 65V64ZM190 63V64H191ZM196 63V64H195ZM199 63V64H198ZM241 63V64H240ZM244 63H247V64H244ZM54 64H55V67H54ZM72 64H74V65H72ZM90 64V65H89ZM133 64V66H131ZM136 64V65H135ZM148 64V65H147ZM172 64V65H171ZM191 64V65H192ZM218 64H216L215 63V65H218ZM243 64H244V66H243ZM69 65V66H68ZM99 66L100 68H105V69H100L99 67H97V66ZM108 65V66H107ZM112 65V66H111ZM122 65H128V67L126 66V67H122ZM135 65V66H134ZM163 65V66H162ZM171 65V66H170ZM173 65H174V67L175 68H177V69H174V67H173ZM175 65H177V66H175ZM190 65V66H191ZM202 65V66H201ZM214 65V64H213ZM215 65H214V67H215ZM229 65V66H228ZM246 65H248V66H246ZM70 66H73L72 67V69H70L71 67ZM89 66H91V67H89ZM121 68H120V67ZM143 66V67H142ZM166 66V67H165ZM182 66H184L183 68H182ZM192 66V67H193ZM208 66V67H209ZM68 67V68H67ZM74 67H76V69L77 70H75V68ZM84 67V68H85ZM113 67V69H111ZM115 67V68H114ZM118 67V68H117ZM148 67V68H147ZM151 67V68H150ZM165 67V68H164ZM170 67H173V69L172 70H176V73L174 74V72H172L171 74L173 75H171L170 74ZM191 67V68H192ZM233 67V68H232ZM240 67V68H239ZM263 67V68H262ZM50 68V70L51 71H53L52 69ZM62 68H64L63 69V71H61L62 70ZM84 68H83V70H84ZM119 68H120V70H119ZM142 68H144V69H142ZM155 69L154 71H152V72H154V73H152L151 72V69ZM232 68V69H231ZM236 68V69H235ZM247 68V69H246ZM5 69V68H4ZM8 69H10L9 67L6 69V71H9ZM68 70L67 72L65 71V70ZM118 69V70H117ZM148 69H150V70H148ZM166 69H168V70H166ZM184 69V70H183ZM196 69V68H195ZM212 69V70H211ZM219 69V70H218ZM262 69V70H261ZM45 70V71H44ZM49 69H43L41 72H39V73H42L43 71L44 72H47ZM86 70V69H85ZM94 71V72H92V71ZM111 70H113L112 72H111ZM122 70V71H123ZM134 70V71H135ZM144 70H148L149 72H146V71H144ZM161 70V71H160ZM183 70V71H182ZM197 70V69H196ZM233 70V71H232ZM243 72H242V71ZM244 70L245 71H247V72H244ZM5 71V72H6ZM77 73H76V72ZM87 71V70H86ZM116 71H119V74H118V72H116ZM166 71V72H165ZM222 71V72H221ZM250 71V72H249ZM13 72V71H12ZM43 72V73H44ZM70 72V73H69ZM76 73L77 75L75 76L76 77V79L77 80H79L78 82L77 81H74V79H75V77H73L72 78V76H74V74L73 73ZM85 72V71H84ZM89 72L87 73V74H89ZM92 72V73H91ZM111 72V73H110ZM116 72V73H115ZM234 72V73H233ZM249 72V73H248ZM258 72V73H257ZM260 72V73H259ZM43 73L41 74L42 76H43ZM48 73V72H47ZM64 73H68V74H64ZM97 73H98V75L100 74V76H98V77H94V75L96 76L97 75ZM146 74V73H148V74H146L145 76L143 75V74ZM162 73V74H161ZM181 73V74H180ZM185 73V74H184ZM187 73H188V75H187ZM263 73V74H262ZM32 74V73H31ZM34 74H37V73H34ZM62 74H64L63 76H62ZM84 74V73H83ZM102 74V75H101ZM104 74H106L105 75V79H104V77H102V76H104ZM111 74V75H110ZM115 74V76H113ZM151 74V76H149ZM160 74V75H159ZM170 74V75H169ZM223 74V75H222ZM256 74V75H255ZM47 75V74H46ZM45 75V77H48L49 76V73H48V75L46 76ZM57 75V76H56ZM78 75H81L82 76V79H84L83 81L84 82H86L85 80L87 79V77H88V80H91V79H89L90 78V76L93 78V80L92 81H89V82H87V84L88 83H90L91 84V88H94L93 87V85H96L95 87H97V84L99 83L98 82V80L100 81V84H103L104 83V86H102L101 88H102V90L104 91H102L101 90V88H97L98 90H96V91H94L93 92V89L91 90L90 89V84L88 85L89 87H87V88H89L90 90H88L87 88H86V86L87 85H84V82L83 83H80V81H81V77H80V79H79V77H78ZM175 75V76H174ZM187 75V76H186ZM38 76V75H37ZM50 76H49V78H50ZM119 76V77H118ZM143 76V77H142ZM146 76H148V79H145L146 78ZM161 76V77H160ZM253 76V78H251V77ZM259 76V77H258ZM45 77L43 76V78L42 79H39L40 78V76H39V78H37L36 80H37V82L35 83V85L39 82L40 83V81H41V83H42V81L45 79ZM53 77H51V78H53ZM78 77V78H77ZM100 77V78H99ZM104 79V81H102V78ZM116 77V78H115ZM142 77V78H141ZM149 77H151V79L149 78ZM159 77L162 79V81L160 80V81H157L158 79H159ZM243 77V78H242ZM250 77V78H249ZM31 78V77H30ZM32 78H33V76H32ZM36 78V77H35ZM86 78V79H85ZM95 78H98L97 79V82H95L96 80H94ZM109 78H111L110 79V83L107 85V83L108 82H106V79H108L109 80ZM114 78V79H113ZM141 78V79H140ZM144 78V79H143ZM184 80H183V79ZM186 78V79H185ZM217 78V79H216ZM221 78H223L222 80H221ZM255 78V79H254ZM34 79V78H33ZM58 81H57V80ZM62 79V81L64 82H62V83H60V80ZM70 79V80H69ZM113 79V80H112ZM116 79V80H115ZM190 79L192 80L191 82H192V84H194L195 85V87L193 88V90L192 91H190V87H191V89H192V84L190 83ZM219 79V80H218ZM244 79V80H243ZM250 79V80H249ZM262 81H261V80ZM31 80V79H30ZM49 80V79H48ZM51 80V79H50ZM49 80V81H50ZM66 80H68V81H66ZM87 80V81H88ZM115 80V81H114ZM148 80V81H147ZM151 80V81H150ZM174 80V81H173ZM182 80V81H181ZM189 80V82H187ZM217 80V81H216ZM248 80H249V82H248ZM33 81V80H32ZM49 81H47V82H49ZM57 81V82H56ZM71 81V84H72V88H74V89H76L75 90V92L74 91H72L71 89H70V85L71 84H69V82ZM74 81V82H73ZM93 81L95 82V83H97V84H93ZM111 81H113V82H111ZM165 81V80H164ZM173 81V82H172ZM214 81H216V84H217V82L219 83V84H217V85H215V82ZM35 82V81H34ZM46 81H44V83H45ZM82 82V81H81ZM92 82V83H91ZM116 82V83H115ZM147 82V83H146ZM225 83L226 85L225 86H231V87H234V86H238L239 88H241V90H242V95H241V97H240V99H238V100H234V101H232V102H229L228 100H225V101H223L222 100V98L219 96V87H217V86H219L221 83ZM245 82V83H244ZM41 83L40 84H37V85H41ZM43 83V84H44ZM50 83H51V81H50ZM51 83V84H52ZM57 83V84H56ZM58 83H60L61 85H58ZM65 83H67L66 85H65ZM116 84V85H114V84ZM172 83H175V85H172V86H169V84H172ZM177 83V84H176ZM188 83H190V85L188 84ZM213 83V84H212ZM259 83V84H258ZM51 84H50V87H52L51 86ZM69 84V86H67ZM76 86V87H74V85ZM93 84V85H92ZM144 84H146V85H144ZM148 84V85H147ZM160 84H162V83H160ZM187 84L190 86L189 88H187L188 86H187ZM255 84V85H254ZM99 85V84H98ZM242 85V87H240ZM244 85H245V87H244ZM82 86V87H81ZM172 87L171 88V91L169 90V92H170V95H169V97L168 98H166L165 96H161L160 97V95H162V94H166L167 93V87ZM182 86V87H181ZM249 86V87H248ZM260 86V87H259ZM33 86H31V89L33 90V88H32ZM54 87V86H53ZM81 87V88H80ZM86 89H85V88ZM115 87V88H114ZM128 87H129V89H128ZM136 87V88H135ZM138 87V88H137ZM149 87V86H148ZM156 87H158V88H156ZM168 87V88H169ZM197 87V88H196ZM252 87V88H251ZM256 87H257V89H256ZM63 89V91L61 90V89ZM77 88H79L80 90H78ZM112 88V89H111ZM199 88V89H198ZM254 88V89H253ZM29 89H30V87H29ZM29 89H28V91H29ZM38 89H40L39 87H38ZM65 89V90H64ZM68 89H70V90H68ZM73 89V90H74ZM94 89H96V88H94ZM114 89V90H113ZM166 89V90H165ZM195 89V90H194ZM261 89V90H260ZM45 90V91H44ZM47 90V91H46ZM86 90H88L89 92H88V94H86L87 93V91ZM106 90V91H105ZM118 90H120V91H118ZM128 90V91H127ZM135 90V91H134ZM147 90H149L148 88H147ZM188 90V92L186 93V91ZM198 90V91H197ZM200 90V91H199ZM256 90H258L257 92H256ZM38 91V92H37ZM51 91V92H50ZM61 91H62V93H61ZM72 92V93H70V92ZM77 91V92H76ZM79 91H85V92H83L82 94L79 92ZM102 91V92H101ZM123 91V92H124ZM145 91H142L143 93L145 92ZM159 91V92H158ZM165 93H164V92ZM196 91V92H195ZM45 92H49V93H46L45 94ZM60 92V93H59ZM65 92H66V95H65ZM67 92H68V94H67ZM80 94H79V93ZM93 92V93H92ZM101 92V94L103 95V97H101V94H99V93ZM122 92V91H121ZM129 92V93H130ZM161 92H163V93H161ZM173 92V93H172ZM261 92H262V94H261ZM37 93V94H36ZM75 93H78V94H76L75 95ZM91 93H92V95H91ZM95 93H97V94H95ZM161 93V94H160ZM189 93V94H188ZM202 93H206L205 95L203 94L202 95ZM230 93V92H229ZM31 94V93H30ZM61 94V95H60ZM132 94V93H131ZM141 94V93H140ZM149 94H151V93H149ZM181 95V97L179 96V95ZM188 94V95H187ZM256 94H260V95H263L262 97L260 96V95H257L256 96ZM56 95V96H57ZM63 95V96H62ZM68 95V96H67ZM71 95L73 96L72 98H71ZM98 95V96H97ZM192 95H194L192 98L194 99V101L193 102H195L198 98H202V96L203 97H205V99H208V100H206L207 102H209V103H206V101L204 100V101H202V100H200V99H198L199 101H197V102H195V103H197L196 105H200V106H202L200 109L198 108L197 109V106L194 104V109L192 108L193 107V102H192V98H191V96ZM255 95V96H254ZM29 96V95H28ZM27 96V97H28ZM37 96V97H36ZM42 96V97H41ZM51 96V97H50ZM53 96H54V94H53ZM62 96V97H61ZM79 96V97H78ZM100 96V97H99ZM150 96V95H149ZM26 97V98H27ZM29 97V98H30ZM134 97V96H133ZM136 97V96H135ZM151 97H153L152 95H151ZM159 97V98H158ZM177 97V98H176ZM184 97V98H183ZM187 97V98H186ZM196 97H198V98H196ZM41 98V99H40ZM46 100V102L44 101V99ZM69 98H71L70 99V101H69ZM84 98V99H83ZM105 98H107L106 96H105ZM132 98V97H131ZM147 98V97H146ZM163 98V99H162ZM165 98H166V100H165ZM170 98V99H169ZM181 99V98H183V99H181V102L180 101H178L179 99ZM28 99V98H27ZM24 100V102H26L27 101V104L29 103V101H30V99H28V100ZM35 99V100H34ZM75 99V100H74ZM77 99V100H76ZM80 99H81V101H80ZM111 99V98H110ZM121 100L122 99H124V98H120ZM129 99L130 98H126L125 100H123V101H121V100H117V101H119V103H125V102H127V101H129ZM143 100H141V102L143 101H145L146 99L143 97L142 98ZM148 100L150 99V98H147ZM175 99L177 100L176 102H174L175 101ZM192 99V100H191ZM257 99H259V101H257ZM69 101V102H67V103H65V101ZM72 100V101H71ZM112 100H108L107 101V105H109V103L112 101ZM132 101H134V102H136L137 101V99L136 98H132L131 99ZM151 100V99H150ZM169 100H174V101H169ZM31 101H32V99H31ZM61 101V102H60ZM74 101V102H73ZM76 101V102H75ZM77 101H79V102H77ZM110 101V102H109ZM113 101L110 103V107L111 108H113V107H119L118 105H119V103H117V104H115V103H113ZM121 101V102H120ZM166 101H168V102H170V103H167V105L166 104H164ZM187 101V102H186ZM191 101V102H190ZM202 101V102H201ZM263 102L262 104H261V102ZM24 102H22V105L24 104ZM45 102V103H44ZM47 102V103H49V104H47V106L49 107V109H48V107H46V106H43V108H42V106H41V103H40V106H38V104L39 103H37L36 105H37V107H39L40 109L39 110H42V109H44L43 111H42V113H39V114H43V112L45 113V116H44V114H43V116L42 115H40V116H42V118H39L40 116L36 113L35 114V112L33 113V115H32V113L30 114L31 116H30V121L32 120H34V121H37L38 119L40 120V122H39V120H38V124L40 125L42 122H44V123H47L49 120H50V122H53L55 125H57L58 123L57 122H60L59 120V118L56 116V115H52V113L50 112V110L52 111V109H53V111H54V109L56 108V110H57V107L55 106V102L53 101V102ZM62 102H63V104H62ZM71 102V103H70ZM72 102L73 103H75V104H72ZM109 102V103H108ZM115 102V101H114ZM150 102V101H149ZM151 102H153V101H151ZM181 103L182 104V106H181V104L179 105L178 103ZM186 102V103H185ZM199 102H201L200 104H199ZM213 102V103H212ZM219 102V103H218ZM238 102H241V108L239 107L240 105H236L235 106V104H237ZM254 102H256V103H254ZM30 103H32V102H30ZM79 103H81V104H79L80 106L82 105L83 106V103L85 104L83 107L86 109V110H84V109H78L79 107L77 106H74V105H78ZM93 103H97V105L96 104H94L93 105ZM103 103V102H102ZM192 103V104H191ZM27 104H25V105H23V108H26L27 106H28V109H30V108H32L31 106L32 105H27ZM33 104V103H32ZM35 104V103H34ZM73 105L72 107H71V105ZM188 104V105H187ZM212 104V105H211ZM231 104H232V106H234L233 107V112H231L230 110H228L230 107H232L231 106ZM254 104V105H253ZM36 105H33V106H35V108H37L36 107ZM65 105V106H64ZM164 105H166V106H164ZM190 105H192V107L190 106ZM211 105V106H210ZM229 105H230V107H229ZM26 106V107H25ZM70 106V107H69ZM81 106V107H82ZM97 106V107H96ZM190 106V107H189ZM195 106H196V108H195ZM206 106V107H207ZM243 106H245V107H243ZM256 108H255V107ZM261 106H263L262 108V112H261V108L260 107ZM45 107H46V109H45ZM66 107H68V109L66 108ZM73 107H75V109H78L77 111H78V116H76V114H75V111L76 110H74V108ZM82 107V108H83ZM92 107H94V108H92ZM120 107H122V105H120ZM169 107V108H170ZM181 107H182V109H181ZM35 108H32V109H35ZM52 108V109H51ZM73 108V109H72ZM164 108V109H163ZM189 108V109H188ZM211 108H213V106L211 107ZM258 108V109H257ZM27 109V108H26ZM31 109V110H32ZM70 109H72V111L70 110ZM180 109V111H182V110H184V111H186L187 110V112H179L178 110ZM195 109H197V110H200L198 113H197V115L198 116H196L195 117V115L193 116V113H194V111H197V110H195ZM224 109V110H223ZM239 109V110H238ZM244 109H247V111L246 110H244ZM25 110V109H24ZM31 110L29 111V112H31ZM36 110V109H35ZM37 110H38V108H37ZM36 110V111H37ZM81 110H83L82 111V114L80 113L81 112ZM164 110L166 111V112H164ZM206 110H207V108H206ZM215 112H214V111ZM13 111H14V113H15V109L13 110V109H9L8 111H5V117H4V120L2 119V123H4L5 121H8L7 122V124L9 125L10 124V126H8L7 124V126H6V128L7 129H10L11 128V125H13V123L17 120L16 119V115L13 113ZM28 111L26 110L25 112H27L28 113ZM34 110H32V112H33ZM47 111V112H46ZM85 111V112H84ZM169 111H168V113H169ZM212 111L214 112V113H212ZM51 114H50V113ZM70 112H71V114H70ZM164 112V113H163ZM173 112V113H172ZM228 112L230 113V116H227V115H229L228 114ZM245 112H247L246 114H248V116L246 117V114H245ZM12 114V116L10 117L9 116V114ZM25 114V115H28V114ZM54 113V112H53ZM73 113V114H72ZM174 113H178L176 116H174ZM179 113H180V115H183V114H185V116H180V117H177L178 115H179ZM182 113V114H181ZM196 113V112H195ZM194 113V114H195ZM204 113H207V114H204ZM209 112H203V114L206 116V115H210V114H208ZM35 114V115H34ZM171 114H173V115H171ZM188 114H189V116H188ZM190 114H191V116H190ZM6 115H8V117H7V120L5 119L6 118ZM47 115V116H46ZM48 115H50V116H48ZM71 115H73V116H71ZM202 115V114H201ZM29 116V115H28ZM35 116H37V117H35ZM166 116V115H165ZM168 116V117H169ZM191 117V118H188V117ZM211 116V115H210ZM9 117H10V119H9ZM14 117V118H13ZM24 117H26V116H24ZM33 117H35V118H33ZM45 117H49L48 118V120L47 121H45L46 119H45ZM76 117V118H75ZM172 117L170 118V119H172ZM192 117L194 118V121H192L191 119H192ZM208 117V116H207ZM206 117V118H207ZM230 117V118H229ZM259 117L261 118L262 117V119H259ZM11 118H12V120H11ZM209 118V117H208ZM216 118V117H215ZM247 118L249 119H252V120H255V122H257L258 123V125L260 126V124H261V129L263 130H260V127L258 126V125H256V124H254L255 122H253V121H249V120H247ZM9 119V120H8ZM25 119H28V118H25ZM36 119V120H35ZM44 121H43V120ZM53 119V120H52ZM73 119H71V120H73ZM202 119V118H201ZM203 119H205V118H203ZM73 120V121H74ZM173 120V121H174ZM198 120V121H197ZM12 121H14V122H12ZM195 121H197V122H195ZM201 121V123H202V121H204L202 124L201 123H199L198 124V122H200ZM232 121H234L235 123H236V126H237V128L235 129V127L233 128L231 125H228L229 123H232ZM50 122L49 123H47V125L48 124H50ZM75 122V121H74ZM184 122H186V123H184ZM253 122V123H252ZM6 123V122H5ZM32 123H36V122H32ZM31 123V124H32ZM41 124L40 126L42 127H40L39 129L41 130L42 129V132H40V130L39 129H37L36 130V134H35V131H34V134L35 135H32L33 133V131L30 133V131H31V129H29V131H28V129H27V132L28 133H30L31 134V136H30V134H27L28 136H30V137H32V139L29 137V143H33L34 141V137L35 136H40V135H42V134H46L47 132H49V130H48V126L47 125H45V124ZM223 123V124H222ZM253 125H252V124ZM0 124H1V120H0ZM53 124V125H54ZM212 124V123H211ZM242 124H248V127L250 128V127H252V128H250V130H247L246 132V135H244V136H241V134H242V129H241V125ZM3 125V124H2ZM2 125H0V127L2 126ZM34 125V124H33ZM33 125L31 126L32 127V129H33ZM38 125V126H39ZM208 125V124H207ZM210 125V124H209ZM263 125V126H262ZM34 126H36L37 127V124H35ZM218 126H220V127H218ZM254 126L256 127V128H254ZM259 127V129H258V127ZM184 127H186V128H184ZM214 127H212V128H214ZM221 127H223V128H221ZM227 127V128H226ZM5 127H4V129L5 130H3V127H2V129L0 128V130H3V131H5V133L6 132H8L7 131V129H6ZM12 128H14V127H12ZM85 128V127H84ZM217 128H215V129H217ZM249 128H247V129H249ZM34 129H36V128H34ZM183 129V130H182ZM81 130H82V132L84 131L83 129H80V134H81ZM258 130H260V131H258ZM2 131V132H3ZM12 131H14L13 129H12ZM215 131V130H214ZM239 131V132H238ZM249 131H251V132H249ZM1 132V131H0ZM236 132H238L239 134H240V137H238L237 139H232V141H231V139L230 138H232V136L233 135H235L236 134ZM259 132V133H258ZM4 132H3V134H5ZM14 133V132H13ZM214 133V132H213ZM2 134V136H3V138H5L6 137V135H7V138H5V139H7V141L9 140V141H12L11 139L12 138H10V137H12V136H10L11 135V132H10V134L8 135L7 133H6V135L4 136ZM15 135H18V133L16 134V133H14ZM38 134V135H37ZM56 134H58L57 132H56ZM62 134V135H61ZM61 134H59L58 136H56L55 134L53 135V136H56V138H55V140L56 141H58L60 144H61V147L59 148V151H57V157H58V159L59 160H61V162H62V160L65 158V156H64V152H61V148H65V146L67 147V143L69 142V139H68V142H66V140L64 141V140H62V141H59V140H61L62 139V137L63 136H65L66 137V135L64 134V133H61ZM64 134V135H63ZM88 134V133H87ZM87 134H86V136H85V131H84V134H82L81 136L82 137H84V141L82 140L83 138L82 137H80L79 136V133H78V135L76 134V136L75 135H73L72 137H70V135H69V138H70V141H72L71 140V138L72 139H74L73 141H75L76 140V137L77 136H79L80 137V139L82 140V142L80 143V139H79V137H77L78 139V142L76 141V144L77 145H75V152H73L71 149H68V151L69 152H67L66 154H69L68 156L70 157V155H74L75 153H79L80 155H79V157L77 156V155H75L76 157H78L77 159H74L72 156V158L74 159V161L75 160H79L80 159V157L82 156L81 154H83L84 153V150H86V148H87V142L90 144V142L89 141H87V137H91L93 134L91 133V134H89L88 136H87ZM91 135V136H90ZM183 135H185V134H183ZM249 135V136H248ZM263 135V136H262ZM1 136V137H2ZM8 136H10V137H8ZM21 138H24V137H22V136H25V135H19ZM61 136V137H60ZM75 136V137H74ZM223 136V137H222ZM51 137V136H50ZM60 137V139H58ZM93 137V136H92ZM92 137H91V139H92ZM179 137V136H178ZM221 137V138H220ZM54 138V137H53ZM66 138H68V135H67V137ZM66 138H64V139H66ZM85 138H86V140H85ZM88 138V139H89ZM263 138V139H262ZM52 139V138H51ZM158 139V138H157ZM218 139V140H217ZM54 140V141H55ZM90 140V139H89ZM221 140V141H220ZM224 140V139H223ZM236 140V141H235ZM255 140H258V142H255ZM8 141V142H9ZM87 141V142H86ZM91 141V140H90ZM235 141V143L236 142H238V143H240L241 142V144H238V143H232V142H234ZM261 141V142H260ZM63 142V143H62ZM243 142V143H242ZM57 143V142H56ZM67 145H66V144ZM78 143H79V146H78ZM85 143V147L83 146V144ZM129 143V142H128ZM204 143L205 142H202L201 143V145H200V147L203 145L204 146ZM210 142H208V144H209ZM257 143H259V144H257ZM58 144V143H57ZM59 144V145H60ZM89 144H88V146H89ZM212 144V143H211ZM230 144V145H229ZM236 146H235V145ZM261 144H262V146H261ZM175 145V144H174ZM229 145V146H228ZM239 145V146H238ZM63 146V147H62ZM78 146V147H77ZM84 147V148H83ZM134 147V146H133ZM237 147V148H236ZM244 147V148H243ZM78 148V149H77ZM82 150H81V149ZM119 148L121 149V150H128L129 151V153H131L132 151H131V149H130V147L129 148H125L124 146H122V145H120L119 146ZM202 148V147H201ZM204 148V147H203ZM80 149V150H79ZM232 149V150H231ZM235 150H237V151H235ZM63 151V150H62ZM82 151V152H81ZM194 151V150H193ZM222 152V151H217L216 152V155H218L217 153H220L219 155H221V154H223V153H227V152ZM229 151V152H230ZM235 151V152H234ZM74 153V154H72V153ZM237 152H240V153H237ZM64 153V154H63ZM71 153V154H70ZM124 153H125V151H124ZM242 156H241V155ZM250 154V155H249ZM45 155L46 154H44L43 155V157L44 158H46V162L48 161V162H50V163H48L49 165H50V167H52V165H53V169H54V167L56 166V163H59L57 160H55V161H51L49 158L47 159V157H45ZM56 155V154H55ZM164 155V156H165ZM211 156L213 155V154H210ZM216 155H214V157H217ZM237 155H238V157H237ZM251 155H252V157H251ZM169 156V157H168ZM241 156V157H240ZM64 157V158H63ZM205 157V158H204ZM213 157V156H212ZM219 157V156H218ZM249 158V159H251V160H248L247 161V158ZM72 158L71 159H69V161L67 160V156H66V163H67V161L68 162H70V161H73L72 160ZM133 158V156H130L129 157V159H132ZM209 158H211L210 156H209ZM243 158V159H242ZM245 158V159H244ZM256 159V160H255ZM65 160V159H64ZM241 160V161H240ZM57 161V162H56ZM73 161V163L72 162H70V163H67L68 164V166H69V164H71L70 166H71V168H72V166L74 165L75 166V163H76V161L74 162ZM188 161V162H187ZM193 161V162H192ZM207 161V162H206ZM236 161L237 160H235V164H236ZM245 161V162H244ZM249 161L251 162V163H249ZM256 161V163L257 164H255V163H253V162H255ZM53 162H55V163H53ZM64 162V161H63ZM62 162V165H64V163ZM194 162H195V164H194ZM209 162V163H208ZM246 162H248V163H246ZM210 163H212V165H211V167H210ZM238 163V162H237ZM245 165H244V164ZM259 163V164H258ZM54 164H55V166H54ZM60 164V163H59ZM58 164V165H59ZM249 164V165H248ZM247 165V166H246ZM251 165V166H250ZM262 165V166H261ZM67 166V167H68ZM241 166H243L242 167V169H241ZM258 166H259V168H258ZM66 167V165L64 166V168ZM76 167V166H75ZM249 167H250V169H249ZM261 167V168H260ZM58 170H57V169ZM56 168H55V170H57V173L59 172V169L60 170H63V171H65L64 169H62L63 168V166H61V168H60V166H56ZM71 168H69V169H71ZM74 168V167H73ZM206 168V169H205ZM248 169V171H247V169ZM201 169V171H199ZM202 169H204V170H202ZM211 169H213V170H211ZM226 169V168H225ZM168 170V171H167ZM187 172H186V171ZM260 170V171H259ZM263 170V171H262ZM63 171L61 172H59V173H63ZM163 171V172H162ZM170 171V172H169ZM185 171V172H184ZM193 171V172H192ZM250 171H254V174H255V176H253V175H249V172ZM201 172V173H200ZM225 172V171H224ZM239 172V173H238ZM256 172V173H255ZM222 173H223V171H222ZM226 173V172H225ZM189 174V175H188ZM257 174V175H256ZM263 174V176H261ZM194 176V177H193ZM218 176V175H217ZM214 177V176H213ZM62 178V177H61ZM216 178H217V180H216ZM219 178V179H218ZM263 178V179H262ZM256 180H257V182H256ZM261 180V181H260ZM215 181L217 182V184L215 183ZM219 181V182H218ZM258 181H260L261 182V184L263 185H261L260 184V182H258ZM263 181V182H262ZM166 182V183H165ZM203 182V183H202ZM215 183L216 184V187L214 186V184L213 183ZM200 183V184H199ZM7 184H9L10 185V188H11V186H13V188H9V189H7V187H9ZM219 184H221V185H219ZM3 185L4 186H6V187H4V190L5 191H9V193L8 192H6V193H8L7 195L8 196H10L11 198L12 197H14L15 198V196H17V194H15L16 192H15V190H14V185H11L10 183H8V182H4L3 183ZM69 185H67V188H69L68 187ZM213 186V187H212ZM220 186L221 187H223V189L222 188H220ZM215 187V189H213ZM230 187H232V188H230ZM260 188V190H259V188ZM1 188V187H0ZM3 188V187H2ZM220 188V189H219ZM228 188V189H227ZM7 189V190H6ZM14 190V192L13 191H11V190ZM30 189L32 190V192H34V195H38L39 193H40V191H37L35 188H33V187H30ZM232 189V190H231ZM244 191H243V190ZM213 190H215V192L217 191V190H219V192L217 191V193H216V195H215V193H213L214 191ZM10 191H11V193H10ZM222 191V192H221ZM225 191V192H224ZM238 191V192H237ZM152 194H151V193ZM162 192V193H161ZM223 192H224V194L225 195H227V197H225V195L223 194ZM42 193V192H41ZM156 194V195H155ZM214 194V195H213ZM262 194V195H261ZM196 195V196H195ZM209 195H212L210 198L211 199H209V198H207ZM231 198H230V197ZM151 197V198H150ZM152 197H154L153 199H154V201H151L152 200ZM187 198V199H186ZM160 199V200H159ZM190 199H192V200H190ZM207 199V200H206ZM147 200V201H146ZM224 200H226V201H224ZM151 201V202H150ZM159 201H160V203H159ZM195 202V201H197L196 203H198V202H200V204H202L201 205V210L199 211V213L198 212H193V213H185V211L189 208L188 206L190 205V203H188V202ZM150 202V203H149ZM158 202V203H157ZM166 202H168V203H166ZM171 202V203H170ZM224 202V203H223ZM147 203V204H146ZM206 203V204H205ZM221 205H220V204ZM151 205V207H147V206H149V205ZM156 205V210H154V211H152L153 210V207H155V206H153V205ZM159 204V205H158ZM163 204V205H162ZM186 204H187V207H186ZM189 204V205H188ZM159 206H160V208H159ZM182 207H186V209L184 210V208L182 209ZM235 207V208H234ZM75 208H76V210H75ZM104 208H106L105 206L101 209L102 210V212H104L105 211V209ZM151 208H152V210H151ZM159 208V209H158ZM170 209V215L169 216H171V217H169V219L167 220V222H166V225H163V226H159V225H157L155 222V220L156 219H158V216H159V214H160V211L161 212H163L164 213V217L166 218V217H168V214H167V209ZM68 209H70V210H68ZM72 209V210H71ZM74 209V210H73ZM92 209H93V207H92ZM147 209V210H146ZM155 209V208H154ZM211 209V210H210ZM66 210V211H65ZM68 210V211H67ZM145 210V215H144V213H143V211ZM160 210V211H159ZM181 210V211H180ZM184 210V211H183ZM63 211V212H62ZM61 212H59V217L57 216V215H54L55 216V218H53L54 220H52V223L54 224V225H56L59 229H60V227H61V229L63 228H65L64 230H62V231H66V232H68V233H70L71 231H73V232H75V233H78V231L80 230V224L82 225V223L81 222H83V225L84 224H86L87 222H88V220H89V217H90V219L91 220H93L94 218H93V216L95 217V214H94V212L92 211V210H86V211H81V209L80 208H78L77 206L75 207V206H73V207H71V208H66V209H63ZM92 211V212H91ZM155 211H159V212H155ZM203 211V212H202ZM142 212V213H141ZM151 212H153L151 215L152 216H149L150 215V213ZM155 212V213H154ZM225 212V213H224ZM228 212V213H227ZM73 213H76V215H77V217H75L74 219H73V216L75 215V214H73ZM79 213V214H78ZM201 213V214H200ZM73 214V215H72ZM91 214V215H90ZM140 214H142V215H140ZM157 214V215H156ZM182 214V215H181ZM199 214V215H198ZM205 214V215H204ZM227 214V215H226ZM71 215H72V218H71ZM78 215L80 216L79 217V219L80 220H77V218H78ZM88 215H90V216H88ZM157 217H156V216ZM190 215V216H189ZM199 217H198V216ZM233 215V216H232ZM142 216H144V217H142ZM146 216H149V217H146ZM181 216H183V217H181ZM188 216H189V219H188ZM86 217V218H85ZM153 217H155V219L153 220ZM202 217V218H201ZM88 218V219H87ZM236 218V219H235ZM70 219V220H69ZM138 219V220H137ZM152 219V220H151ZM182 219V220H181ZM190 219H191V221H190ZM198 219V220H197ZM203 219V220H202ZM58 220V221H57ZM91 220H89V221H91ZM176 222H175V221ZM187 220V221H186ZM64 221V222H63ZM85 221V222H84ZM175 223H174V222ZM184 221L185 223L184 224H182V222ZM219 221V222H218ZM221 221V222H220ZM232 221V222H231ZM239 221V222H238ZM223 222V223H222ZM67 223V224H66ZM173 223V224H172ZM180 223H181V226H180ZM232 225H231V224ZM234 223V224H233ZM61 224V225H60ZM179 224V225H178ZM59 225V226H58ZM148 225H150L149 227H148ZM170 225H171V228H169L170 227ZM189 225V226H188ZM194 225V226H193ZM201 225V226H200ZM205 227H204V226ZM214 225V226H213ZM207 226V227H206ZM231 226V227H230ZM68 227H70L69 229H68ZM148 227V228H147ZM180 227V228H179ZM193 227V228H192ZM200 227V228H199ZM201 227H202V229H201ZM224 227H225V230H221V228L222 229H224ZM230 227V228H229ZM79 228V229H78ZM141 228V229H142ZM144 228H146V229H144ZM154 228V229H153ZM173 228V229H172ZM182 228V229H181ZM187 228V229H186ZM190 228V229H189ZM196 228H198V230L196 229ZM206 230H205V229ZM211 228V229H210ZM229 228V229H228ZM68 229V230H67ZM148 229V230H147ZM194 229V230H193ZM250 229V230H249ZM91 230V231H90ZM152 230H154V231H152ZM157 230V231H156ZM183 230H186V231H188V232H185V231H183ZM190 230V231H189ZM209 230H211V231H209ZM213 230V231H212ZM221 230V231H220ZM263 230V231H262ZM87 231V232H86ZM147 231V232H146ZM171 231V232H170ZM201 231V232H200ZM204 231H206V232H204ZM224 231V232H223ZM82 233H83V236H84V240H85V242L87 243V244H89L90 242L89 241H91V238H96L95 240L94 239H92V240H94V241H92L93 243H92V247H94V245L96 246V244L97 243H99V242H101V241H103L99 246L101 247V245H103L104 246V248L103 249H105L106 248V246L110 243H108V241H110L109 239H110V236H111V238L114 236V232L113 231H111L110 229H108V228H105V229H102V228H99L98 229V231H96V230H94V229H87V228H84L83 229V231H81ZM80 232V233H81ZM151 232H154L155 234L156 233H159L160 232V234L159 235H157L158 237H156V235L153 233H151ZM183 232V233H182ZM14 233V232H13ZM82 233L80 234L81 236H82ZM106 233V234H105ZM145 233V234H144ZM151 235H150V234ZM162 233H164V234H162ZM167 235H166V234ZM171 233V234H170ZM206 233V234H205ZM208 233H210V234H208ZM215 233L217 234V235H215ZM79 234V233H78ZM95 234V235H94ZM105 234V235H104ZM109 234H110V236H109ZM202 234V235H201ZM12 237H15V234H14V236L12 235V234H10ZM73 235H74V233H73ZM89 235V236H88ZM91 235H92V237H91ZM103 235V236H102ZM109 237H108V236ZM161 235H165V236H162V237H159V236H161ZM184 235H186V236H184ZM205 235H207V236H205ZM105 236V237H104ZM147 236H149V237H147ZM168 236H169V238L170 237H174V239H172V241L173 242H171L170 240H169V243H171V245L169 244V243H167V242H164V239H163V237H166V238H168ZM184 236V237H183ZM197 238H195V237ZM204 236V237H203ZM261 236V237H260ZM8 237V236H7ZM12 237H10L9 236V238H12ZM99 237V239H101V240H99L98 241V238ZM191 237V238H190ZM198 237H200V238H198ZM156 238V239H155ZM161 239V240H159V239ZM189 238V239H188ZM203 238V239H202ZM205 238V239H204ZM13 239V238H12ZM208 239V240H207ZM250 239V240H249ZM258 239H261V240H258ZM202 240H203V242H202ZM262 240H263V242H262ZM96 241V242H95ZM98 241V242H97ZM165 241H167V240H165ZM204 241H206V242H204ZM252 243H254V244H252L251 246L250 245H248L249 243L251 244V242ZM95 242V243H94ZM233 242V243H232ZM257 242V243H256ZM261 242L263 243V244H261ZM107 245H106V244ZM149 243V242H148ZM166 243H167V245H166ZM205 243H207V244H205ZM208 243H209V245H210V247H209V245H208ZM260 244V246H259V244ZM105 244V245H104ZM163 244H165V245H163ZM185 244V245H184ZM169 245V246H168ZM176 245H177V249H176ZM205 245H206V247H205ZM248 245V246H247ZM12 245H10V247H11ZM14 246V245H13ZM13 246H12V248H13ZM168 246V247H167ZM188 246V247H187ZM247 246V247H246ZM259 246V247H258ZM10 247H8V248H10ZM15 247V246H14ZM97 247L98 246H96V248H95V251L96 252H100V250H99V248L97 249ZM167 247V248H166ZM172 247V248H171ZM179 247V248H178ZM183 247V248H182ZM204 247V248H203ZM7 247L5 248V250H4V252L6 253L9 249H8ZM160 248V249H159ZM170 250H169V249ZM198 248H200L201 250V253H198L199 251H197V249ZM247 249V250H245L246 252H244V250H242V249ZM250 248V249H249ZM8 249V250H7ZM173 249L175 250V251H173ZM179 249H181V251L179 250ZM153 250V251H152ZM161 250V251H160ZM168 250V251H167ZM210 252V254H209V252ZM156 251H157V253H156ZM183 251V252H182ZM244 252L243 254H242V252ZM161 252V253H160ZM172 252V253H171ZM186 252V253H185ZM206 252V253H205ZM153 253V254H152ZM183 253V254H182ZM212 253V254H211ZM239 253V254H238ZM73 256H72V258H73V260H74V262H73V260L72 259H70L71 260V262H70V260H68L69 258H67V257H65L64 258V262L65 263H62V264H69V263H66V262H70L71 264H108V263H106L105 261H104V259L101 257H97L96 256V258L94 257H92L93 255H91L89 252H87V250H84L83 252H81V254H80V252L79 251H74L73 253ZM82 254H84V255H82ZM89 254V255H88ZM164 254V255H163ZM177 254V255H176ZM32 255V256H31ZM82 255V256H81ZM86 255L87 256H89V258L91 257V258H93V259H89L88 257H86ZM150 255V256H149ZM158 255V256H157ZM188 255V256H187ZM198 255V256H197ZM210 255V256H209ZM238 255V256H237ZM241 257H240V256ZM242 255H244V256H242ZM30 258H32V257H34V254L31 252L30 253ZM163 256H164V258H163ZM209 256V257H208ZM160 257V258H159ZM162 257V258H161ZM184 257V258H183ZM195 257V258H194ZM213 257V258H212ZM224 257V258H223ZM78 260H77V259ZM84 258V259H83ZM150 258V259H151ZM217 258H219V259H217ZM243 258V259H242ZM33 259V258H32ZM87 259V260H86ZM97 259V260H96ZM146 259V258H145ZM149 259V260H150ZM190 259H192V260H190ZM198 259H201V260H198ZM209 259V260H208ZM211 259V260H210ZM149 260H148V262H149ZM193 260H196L195 262H193ZM214 262H213V261ZM82 261V262H81ZM86 261H88V263L86 262ZM90 261V262H89ZM190 261H192V262H190ZM199 261V262H198ZM215 261H218V262H215ZM204 262V263H203ZM206 262V263H205ZM211 262H213V263H211ZM141 264H143V263H141Z\"/></svg>",
  "mask_w": 264,
  "mask_h": 264
}]
</instances>
